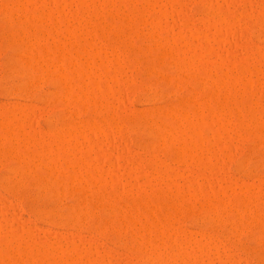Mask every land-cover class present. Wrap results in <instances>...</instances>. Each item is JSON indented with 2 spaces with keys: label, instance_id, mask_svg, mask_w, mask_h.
Returning <instances> with one entry per match:
<instances>
[{
  "label": "rangeland",
  "instance_id": "obj_1",
  "mask_svg": "<svg viewBox=\"0 0 264 264\" xmlns=\"http://www.w3.org/2000/svg\"><path fill=\"white\" fill-rule=\"evenodd\" d=\"M45 1H47L46 5H45V3H46ZM80 1H82V0H79V2H78V0H70V1L69 0H50V1L49 0H44V1H42V0H18V1L15 0V2L17 3L16 4L14 2V0H3V2H2V0H0V6H1L0 7V16H3V17H0V32H1L0 33V43H1V40H3L2 41L3 45H1L2 43L0 44V46H1L0 47V117H1V119H0V122H1L0 123V135H1L0 136V140H3V141H0V149H1L0 150V154L2 152V149H3V152H5V149L6 150L8 149V151L11 152L9 157L6 155L8 151L6 152V154L2 152V155H0L1 156L0 157L1 158L0 159V164H1L0 165V224H1L0 225V242L2 241V244L0 243L1 244L0 251H1V249H3V247L7 246L5 243L10 240L9 236L12 235V234H9V233H11L12 231L14 232L17 229H18V237L19 236L20 237L23 236V238L25 237L24 239L23 238L19 239L20 237L18 238L17 236H15L16 234L15 235L13 234V236L16 237L15 239H17V240L19 239L20 240V241L18 240L19 243H21L20 245L23 244L22 241H24V243H25L26 240H27V242H29L26 245V247L28 245H31V247L28 246L29 248L28 247L25 248V247H23L25 244H23V246H20V248H19L18 241H17L18 244L16 245V242L14 243V240H13V242L11 240V241L8 242V244H9L8 246L11 245L10 243H12L13 245L10 246L11 248L9 247L10 249H8L9 251L7 250V254L6 255H5V253H6L5 250L6 249L5 250L3 249L5 253L4 252L1 253L0 257L3 254V256H4L3 259L7 260L6 257L9 254V257H11V258L13 257L14 258V259L12 258L13 263L17 262L16 264H29L30 262L32 264V263H34L35 260H36V264H38V263L39 264H49L53 260L54 261L56 259L59 260V258H62L63 260L66 258V260L69 261L70 260L69 258L73 257V255H75L74 258L76 259V258H78L77 255L79 256V255H81L83 253H86V257L87 258L84 257L85 254L81 255V257L83 256L86 259L85 260L82 257L84 259V260H82V262L86 261V264H89L90 260H93L92 264H142V263L146 264L147 263L146 259L148 260L149 258L150 259H149V262L147 264H156L155 263L156 260L157 261H158V259L160 260L161 257H162L161 259H165L167 257L166 259H169V261L172 259L171 257H173L174 259H172L171 262H173L174 264H189V263L190 264H204V263H206V264H238V263L239 264H264V239H261L258 236V235H260L259 234L260 230L256 231V229H258L259 217L256 216V212H255V210H256L257 212H260V213L264 214V212H261V210L264 211V206H262L264 204V146H263L264 145V137H262L263 139L260 137L256 141L255 138H257V137L255 135H254V137L252 136L253 135L252 130L249 131L250 130L249 129L247 131V128L239 126V125L242 124V120L244 119V117H242V115H243L242 113H244L243 116H245V118H246L245 112H243L245 110L242 109L241 105H235V106L232 105L233 108L234 107L236 108V109L234 108L235 111H233V112H236V113H233V116H232V113H231L232 112V109H231L232 107L228 111L227 109H229V108L225 107L226 108L225 109L223 106H218L217 107V104H216V106H215L216 108L215 109H216V112L219 113L218 116H221L222 114L224 115L226 113L225 111H227V113L225 114L227 117H225V115H224V119L228 118L229 117L228 113L231 111L230 113H231V117H232V119L228 118L232 122L227 127V129L225 131L219 133V135L215 134L216 137H218V139L216 137H214L215 135H212L213 133H211V131H210L212 129H211V127L208 124V125H205V126H209L210 128L209 127L206 128L205 126H204L205 127L204 128L202 126L205 129L204 130L201 127L203 129L202 131H204L203 132L204 134L202 133L203 137L200 136L197 139V141H196L195 137L198 134L201 133L200 130L197 131V127L199 129L200 125L198 124L199 125L198 126L196 124L197 126L194 125L196 127H193L192 126L193 124L191 126L188 124V126L186 127V124H185L186 121H184L183 117L181 118L182 119L181 120L179 116L177 118L178 120L177 119L175 121L172 120V122L169 120V122H170L169 123L170 124L169 127L171 128V131H170V129H168L169 128L168 125H167L168 128L164 127V129H163L164 133L167 132L166 134L169 135V137H168L169 141H168V138H167L168 135H166L167 139L164 138V141L166 140L170 144L169 143L167 144V142L166 141L164 142L163 140H161L163 142H160V144L157 143L158 139H156L155 136H153V133L149 132V131L146 132V130H144L145 131L144 132L143 128H140V127L138 128V127L133 126L136 131H134V129H132L133 131L131 130V127H132L131 123H133V119L140 118V116L142 114H144V115H142L141 119H144V120L146 119L147 120L149 118L148 120H151L152 117H153V120H157L158 119V113H161V111H162L163 114H165V111L167 110L166 111L167 115H165V116H168L169 115L168 113L170 112L169 111L170 109H168V108H171L173 104L177 103V105L180 106V105H182V103H184L185 101H188V100L191 101L190 103H193L195 101V98L197 99V101H199V99H201L199 102L203 103L202 98L204 99V98L208 97L207 95L202 94L203 92L206 93V94L208 93V95L210 97L211 96L213 97V95H214L215 98L213 100L216 99L217 102L218 101H222V102L225 101L223 97L226 96L225 99L226 100L228 99L226 101V103H228L229 101H230V103H233L234 100L237 102V99H238V101L242 102V100L244 99L243 101H245L247 103L250 102V104H251V102H253V103L257 102L259 104H264V91H263L264 90V26H263L264 25V21H263L264 20L263 19L264 18L263 17L264 16V13H263L264 12V0H248V1H245V0H228V2H227V0H207V1H209V2H207V4L211 2V6H212V4L214 5V7L215 6H217V7L220 6V7L217 8L218 11H216V9H213L214 11H216L218 13L214 12L211 9V8H214V7L213 6L211 7L209 4H208L209 5L208 7H209L210 10L208 9V7H207V10H206V7H204L205 6L204 2L203 3L201 2V1H204V0H183V1H181V0H158L157 1L156 0V2H155L156 5L152 3V0H148V1H150L153 5L150 2L146 1L147 3H149V5H148L147 3H145V1L143 2V0H137L138 2L140 1L139 3H137L136 0H133V1L132 0H92V1L91 0H85V1L83 0V2H85V4L80 2ZM244 1L246 3H244ZM181 2H182V4H181ZM86 3L87 4L89 3V4L86 5ZM205 3H206V0H205ZM12 4L16 5L17 7L13 6ZM76 4L78 6H76ZM132 5H135L137 8L140 7L139 9H142L141 6L145 5V6H148L147 8L150 9V10L148 11V10H143L142 9L143 12H142L141 15H140V12L142 10L139 12V15H138V12H134L133 14L137 13L136 16H134L136 18H134L132 14H131L132 15L131 18H130V16H131L130 14H126L125 19L128 18V17L129 18L126 19V20L124 19L125 21L124 20L123 21L124 22L129 21L128 22L129 24L125 23L127 26H124L125 24L120 19V17L122 18L125 15V13H127L128 8L132 9ZM24 6H25L26 9L24 8ZM61 6L63 7L64 11H63ZM176 6H177V8H176ZM18 7H20V8H18ZM58 7L60 9H62V11L61 10L58 11V9H59ZM80 7H84V8L81 9ZM68 8H69V10L71 12L68 10ZM122 9H124V12H123ZM133 9H136V8L133 6ZM156 9H158V10L155 11ZM2 10H4V12ZM7 10H10V12H12L14 10V12L12 14H9V18H8V12L9 11H7ZM34 10H35V12H34ZM164 10H166V12ZM180 10H182L183 13H181L182 11H180ZM186 10H187V12H185ZM250 10L252 11V13H251ZM32 11H33V13H32ZM37 11H39V13ZM128 11H131V10H128ZM209 11H210V13L208 14ZM248 11L250 12V14H248L249 13ZM57 12H59V13H57ZM95 12H97V14ZM98 12H100V13H98ZM244 12H246V13L244 14ZM5 13H7V14H5ZM30 13L33 14V15H30ZM41 13L45 14L46 18L41 19L40 18ZM63 13H65V15ZM92 13H94L93 14L94 16L92 15ZM117 13L119 14V16H118L119 19L116 18L117 17L116 15H118ZM213 13L216 14V15H214ZM26 14H28L27 17H30V19H31L30 23L31 24L29 22H28L29 23L28 24L27 21L25 20L26 19ZM49 14H51V16H54V17H49L50 16ZM61 14H62V16L64 15L65 17L62 18ZM87 14L91 15V16H88ZM112 14L114 16H112ZM158 14L159 15L161 14V15L159 16ZM217 14L218 15H222V16H218ZM97 15H98L99 19L97 18ZM81 16H82V18H81ZM141 16L143 17V21L141 19ZM251 16H253V17H251ZM90 17L92 19V22L89 21V20H91V19H89ZM151 17H154V18H151ZM185 17H187V18H185ZM220 17H222V18L226 17L227 20H229L230 22L233 23L234 26L232 25V27H230L231 28L230 32L228 31L229 29L227 30V32H225L226 29H223V28H221L222 26H220L219 28L221 30H224V33L222 31V34H221V30L219 28L216 27V29H215V26L210 24L209 21H213L215 19H219ZM23 18H25V19H23ZM33 18L36 19V20H34ZM52 18H53V21H52ZM85 18H86V21L84 20ZM139 18L141 19L140 21L142 23H140ZM20 19H23V21H21ZM55 19L57 21H55ZM112 19L114 20L115 23L118 22V21L117 22L115 21L117 19L120 21L118 24L121 23V27H119V25H117L119 28H121V30L119 29V32H117L118 29L116 27L115 28L112 27L114 25V22L112 23V21H113ZM132 19L133 20L134 19L137 20L138 23L137 24H136V22L134 23L135 20L133 21ZM18 20H19V22H18ZM24 20L26 21V23L24 24L26 26L24 27V25L22 24L24 28L22 27V25L20 27H22L23 29L26 30V32H27L26 34H25V30L23 31V29H22V31L20 30L21 32L17 31V29L19 28V25H16V23H18V24L20 22L23 23ZM79 20L82 23L79 24L78 23ZM104 20H106V21H104ZM6 21H8L9 24L11 23V21H12V23L14 21L13 25L17 26V29L14 30L16 32L13 31V36L14 37L12 36V33H11V35H9L10 33L8 31V28L10 29V25L7 26L8 23ZM94 21H97V22H94ZM101 21H102V23H100V25H104L105 22L107 24L105 23L104 27L103 26H99L98 22H101ZM153 21H155V22H153ZM34 22H36V23L34 24ZM85 23H86V25H84ZM110 23H112L113 25L110 26L111 25ZM130 23H133V24H131L132 26L130 25ZM156 23H157V25H159V24L160 25L157 26ZM27 24L30 25L32 28L30 27L28 29L29 26H27ZM78 24H79V26L82 24L84 27H82V25H81L79 27V29H78L77 28ZM134 24H136V25H134ZM56 25H58L60 27H58V26L56 27ZM72 25H76V26H72ZM107 25L109 27H106ZM114 26H116V25H114ZM135 26H137L139 28H137ZM70 27L74 28V29L71 30ZM75 27H76V31H75ZM81 27L84 30H82ZM99 27H100V29H99ZM128 27H130V28H128ZM131 27H133V30L134 29L136 30V33H135V31H133L135 34L132 32V30H131L132 28ZM1 28H3V30ZM54 28H57V30L54 29ZM58 28H63V29H58ZM107 28L111 29V31L115 29L114 32H116L117 34L115 33V35H114V32L113 31L110 32L109 29H107ZM126 28H128V29H126ZM19 29H21V28H19ZM105 29H107V30H105ZM122 29L123 30L125 29L124 31L128 35L129 38L127 37V35H126V37L123 36L125 33L123 32ZM188 29H190V30H188ZM38 30H40L42 32H40V31L37 32ZM46 30H48V31H46ZM59 30H60L61 33L59 32ZM67 30H68V32H67ZM94 30H97V32L99 31L98 32L99 34L96 31H94ZM177 30H179V31H177ZM35 31H36V33H35ZM54 31L56 32V34L54 33ZM74 31L77 32V34ZM86 31L87 32L89 31V32L86 34ZM193 31H195V32H193ZM10 32H12V31H10ZM129 32H130V34H129ZM174 32H175V35H174ZM252 32L255 33V34H253ZM18 33H20V34H18ZM21 33H23V35L25 37H22L23 35ZM34 33L37 34L36 35L37 37L35 36ZM74 33H75V35H74ZM90 33H92V34H90ZM100 33L102 35L106 36V37L104 36L105 39L103 38L102 35H100ZM103 33H105V34H103ZM131 33H133L132 36L135 35L133 37V39H131L132 38ZM194 33H195V35H194ZM197 33L200 34V35H198ZM225 33H227V35ZM38 34H39V37H38ZM46 34L48 36H50V37L46 36ZM65 34L66 35L68 34V36H67L68 38L66 37ZM70 34L74 35L76 37H74V36L71 37ZM110 34H112V35H110ZM152 34H154V35H152ZM5 35L8 36L7 37L8 39L9 38H12V39L8 40L5 37ZM32 35H33V37H36V38L31 37ZM57 35H58V37H57ZM63 35H65L66 38L63 37ZM81 35H83V36H81ZM94 35H95V38H94ZM97 35H99V37H100L99 39L100 40L97 39L98 38ZM193 35L195 37H193ZM9 36H11V37H9ZM18 36H20V38L22 37V38L26 39V44H27V41L29 42L27 45L29 46L30 49L28 50V46H27V49H26V50H28L27 51L28 53H30L29 51L33 48V49L36 50V52H34V50H32L31 53H36V55L38 54V58L40 57L41 59H42V57H44V59H42V62L39 59L38 60L39 62L37 61L38 63H35V64H38V67H39V63L40 64L44 63V64L40 66L41 69L43 68V73H42L41 79L36 81L35 84H33V85H29L28 86L27 82L30 81V78H29V81H28V76H27V74H25L24 71L23 72L19 71L17 68L15 70V68H14L15 65H16V61H15V58H14L15 57L14 56V53H15L14 50L15 49H14L13 44L11 46L9 44H11L13 41H15V40H13V38H15V37L17 38ZM28 36L31 37V40H30V37H28ZM59 36H60V38H59ZM115 36H117L118 38H116ZM119 37H120V39L121 38H123V39L120 40ZM169 37H171V38H169ZM205 37H206V39H205ZM211 37L213 38L214 41L212 40ZM28 38H29V40H27ZM92 38H93V40H92ZM114 38H116L115 39L116 41H122V43L126 39L127 40L125 42H127L128 40H129V42H133L134 44H131V43L130 44L126 43V44H128V46L132 45L137 50L136 53L139 52L140 55L137 54L138 55L137 56L136 54L130 52V51H132V49H131V48H133L132 46H129V48L131 47L130 50L128 48V51L131 53V54H129L128 51H127V48H124L125 46L128 47L127 45H124L125 42L123 44L121 42H119V43L122 44V46H121V44H118V47H117V45H115V44L118 43V42L115 43V40H113ZM42 39H44V40H42ZM65 39H66V41H68V39L70 40L71 43H69V41L67 43L71 44L72 48L69 46L71 48V50H73V49L75 50V48H76L77 51H75V52H77V53L81 52L80 54L77 55L78 57L76 56V54H77L76 53L74 58H76V59L78 58V59L77 60L76 59L75 60L72 59L71 61H73V62H71V64L69 66H67V67L64 66L65 68H67L68 70L71 71L73 68H75V67H77L79 65L81 66L82 63H85V61L87 59L88 60L90 59L91 61H93V66H94L95 70L97 69L95 71L96 74L101 73V72H102L101 74H103V75L100 74L101 77H99L100 76L99 74L96 77L94 76L96 79L94 77H92V76H90V78H89V76L86 78V80H85L86 81V85L84 83V85H83L84 87L83 88H86V86L89 87V88H87L88 91H86V93H87V95H86L87 101L84 99L85 95H84L83 100L81 99L83 97L81 95H80L81 97L79 96L80 99H74V100L71 99V98L66 97L68 95L67 92H69V91H66V90L70 89V87L68 88V86L66 85L68 82L64 85L65 87L67 86V89H65L67 95L65 96V94H64V92H65L64 88L65 87H63L62 84H59L58 82L55 81V77L54 76L57 75V73H55V72H58L60 74V72L67 71V69H65V68H63V71H62V68H61V66H62L61 63L62 62L60 63V61H59V58H60L59 57L60 56L59 52L60 51L59 52L57 51L59 49L57 47H59L61 44H64L65 43ZM84 39H85V41H84ZM87 39H88V41L92 40L94 43L96 41L97 44L100 42L99 44L101 46H99V44L97 46V44L95 43L96 46L98 47V48L96 47V50H95L96 53H98L97 55H96V53H92V52L88 53V55H87V53L85 52V50H86V48H85L86 44L85 43L88 44V42L86 41ZM111 39H112V41L114 43L111 41ZM117 39H119V40H117ZM172 39H175L176 42H174V40H172ZM10 40H12V41L10 42ZM168 40H169V42H168ZM79 41H80V46L78 45ZM185 41H186V43H185ZM74 42H75V44L76 43H78V44H76L74 46L73 45ZM155 42H157V43H155ZM36 43H37L38 46L36 45ZM43 43H46V45L48 44V45L51 46V47H49L47 45L48 48L44 49L45 51H47L45 53V55H44V52H43V54H41V52L43 51V48H45V46H46ZM51 43L54 45V47H52L53 45ZM111 44H114L115 47L113 45H111ZM144 44H145V47H143ZM175 44H177V45H175ZM134 45L137 46V47H135ZM141 45H142L141 49L143 48L142 49L143 51L139 47ZM150 45H152V46H150ZM32 46H34L35 48L32 47ZM162 46H163V48H162ZM11 47H13V50H12ZM40 47H41V50H39ZM81 47H82V49H80ZM146 47L148 49L149 48L150 49H149V52H148V49H147L146 50L147 53L145 54L144 49H146ZM152 47H153V49L157 50V52H155V50H153ZM158 47H160V48H158ZM134 48H133V50H134ZM188 48H190V49H188ZM194 48L197 49L196 54L198 53L199 56L194 54V50H193ZM255 48H257V49H255ZM78 49H80L79 52H78ZM139 49H140V51H138ZM159 49H161V50H159ZM170 49H171V53H170ZM81 50H83V51H81ZM98 50L99 51L101 50L102 52L99 53V52H97ZM103 50L104 51L106 50V51L104 52ZM162 50H164L163 52H166L168 56L166 55V57H164V54H163L162 58L160 57L161 60H158V63L156 65V67H153V69H152V67H149L151 65L150 62H154L153 59L157 60L155 58V56L159 55L158 51H162ZM180 50H181V52H182V50L183 51L185 50V52H183V53L184 54L186 53V55L189 53L191 57H193L194 55L197 56V58L195 57V59L197 61H194V63H192L191 62L192 60H190L189 62L191 63V65H189L188 67L187 66L183 67V66L179 65V61H178V64H177L176 58L178 60L179 57L181 58L182 56H186V55H183V53H181ZM186 50L188 51V53L186 52ZM25 52L26 51L22 52V53H24V55L23 54L22 55H23V61L25 60L24 62L27 65V63L29 62V61H27V60H29V57L26 55L28 53L25 54ZM133 52H135V51H133ZM252 52H254V53H252ZM47 53L49 54V56H48ZM90 54H92V55H90ZM105 54H106V57L104 56ZM200 54H201V56H200ZM83 55L85 57H83ZM98 55L99 56L101 55V56L99 57ZM126 55H128V56H126ZM188 55H187L186 58H188V60H189L190 56H188ZM202 55H203V57H202ZM79 56L80 57L82 56V57L80 58ZM87 56H88V58H87ZM118 56L122 57L124 60L122 58H120L121 60H123V62L122 61H118L117 59H116L117 61L115 60V62H117L118 65H120L122 67L121 69H123V70L120 71V73L117 76H115V74H113V72H111L112 70H114V68L111 67L112 66L111 60L114 61V59L118 58ZM123 56L126 57V59ZM112 57H115V58L112 59ZM198 57H200V58H198ZM84 58H85V60H84ZM105 58H107L109 60L106 61ZM110 58H111V60H110ZM151 58H153V59H151ZM79 59H81L80 61H82V62H80V64H78L79 63ZM95 59L97 60V62H96ZM101 59H102V61H101ZM135 59H138L139 61H136ZM198 59H199L200 62L198 61ZM200 59H202V60H200ZM258 59H260V61ZM83 60H84V62H83ZM159 61H160V63H159ZM98 62H100L99 64L103 63L102 66L99 65ZM108 62H109V64H108L109 67L106 65ZM119 62H120V64H119ZM125 62H127V63H125ZM50 63H52V65H50ZM149 63H150V65H149ZM215 63H216V65H219V66L223 65L225 67V70L223 69L224 67H222V69H223L222 71L223 72L226 71V66H227L228 74L229 73L231 74V72H232V74L235 73L236 75H238V74H240V72L242 70H245V72L242 71L243 74L241 73V75L246 76L247 78L251 77L252 79H256L260 83L259 84L257 83L258 86H255L253 82H255L256 80L252 81V79H249L253 83V85H251V83H250V86H249L246 83V80H244L245 82H243V86H244V84L248 85V90H247V87H245V86L242 87L241 86L242 83H239L240 79H239V81H237V78H240L242 76H239V77L237 76V78L234 77V78H236V80L233 77H231L235 81L233 79L229 80L231 82L234 81V85H236V86H233V85L231 86V84L233 83L232 82L230 84L229 90L228 89L226 90L228 92H226L224 90L225 88H222L221 90L220 89L217 90L218 89L217 88L218 87V85H217L218 83L217 82L216 83L212 82V81H216V80H214L210 76L211 74H212V76L214 78H216V77L218 78V75L220 76L221 70L217 69V66L215 65ZM45 64H47V65H45ZM114 64H113V66H114ZM158 64H159V66H158ZM57 65H58V67H57ZM115 65L117 66V64H115ZM123 65H124V67H123ZM244 66H245V68H244ZM45 67L46 68L49 67L50 71L48 72V69H44ZM259 67H261V68H259ZM52 68H53V70H51ZM106 68L107 69L111 68V69H109V71L111 73L108 72V74H112V76L108 75L106 73L108 71V70H106ZM193 68H194V70H193ZM218 68H220V67H218ZM232 68L234 70H232ZM202 69H203V71H201ZM228 69H229L230 72L228 71ZM236 69H237V71H236ZM41 71H40V74H41ZM198 71H199V73H198ZM210 71H212V73ZM261 71H262V73H261ZM183 72L186 73V74H184ZM194 73H196V76H195ZM216 73L218 75H216ZM94 74L95 73H94V69H93V75ZM104 74H105V76H104ZM121 74H122V76H121ZM187 74H188V76H187ZM235 74H233V76H235ZM215 75H216V77H215ZM107 76H109V77L107 78ZM210 77H211L212 81H211ZM99 78H100V80H99ZM181 78H182V80H181ZM184 78H186V79L184 80ZM195 78H196V80H195ZM204 78H207V79H204ZM203 79H204V82L202 81ZM249 80H247V81H249ZM71 82L72 81H70V84H71ZM212 83H215V84H213L214 88L211 86ZM96 84L98 86L99 85L100 86L98 87ZM238 84L239 85L241 84L240 87L238 86ZM68 85H69V83H68ZM193 85H195V86H193ZM214 85H216L217 87H215ZM23 86L27 90L25 89V91H24V87ZM103 86H105V87L107 86L106 88H109V90L108 89L106 90V88L103 87ZM114 86H115V89H114ZM21 87H23V88H21ZM97 87L98 88L101 87L100 89L103 91V93L105 92V94H103V98L101 96L102 95L101 94L102 91L100 92L101 95H99V91L97 92V90H99V89ZM110 87L114 90L113 93H112V89H110ZM208 87L209 88L211 87V89L214 90V91H212L211 89L207 90ZM234 87H235L236 90L234 89ZM237 87H238V89H237ZM91 88H93V89L95 88L96 91L95 90H91ZM243 88H245L246 90H243ZM232 89H233V91H232ZM239 89H241V91ZM62 90H63V93H61ZM250 90H252V91L250 92ZM106 91H109V95L110 96L108 95V92H106ZM209 91H210V93H212V95H210ZM215 91L216 92H218V91L220 92L221 91L222 94H221V92L220 93L218 92L220 95L216 94ZM96 92H97L98 95L97 94L92 95V94H94ZM189 92H191V93H189ZM214 92H215V94H214ZM233 92H235V93H233ZM223 93H225V94H223ZM226 93H227V95L229 93L230 97L228 96V98H227ZM63 94L66 97V99L63 96ZM89 94H91L93 97H91V95H89ZM112 94H114L113 97H112ZM104 95H106V96H104ZM217 95H219V97ZM241 95H242V97H241ZM97 96L98 97L101 96V97H99L98 100L96 99L97 102H98V105L100 107L92 106V105H96V104H92V101H90V99H89V98H94L95 99V98H97ZM199 96H201L202 98L199 97ZM231 96L234 99L233 101L231 99ZM62 97H64L65 100H63ZM105 97H106V99H105ZM210 97H208L207 100H209V99L211 100L212 98H210ZM217 97H218V99L219 98L220 99L218 100ZM67 98H68V100L69 99L70 100L68 101ZM112 98H114V99H112ZM119 98H121V99H119ZM188 98H190V99H188ZM192 98H194V99L191 100ZM180 99H181V101H180ZM77 100H78L79 104L77 103ZM106 100L109 101V103H110L109 105H113V106H111V108L109 106H108L109 108H107V106L106 107L101 106V105H106V104H102V103H105ZM116 100H118V101H116ZM178 100L180 102H178ZM207 100L206 101L204 100V101L207 102ZM81 101H83V102H81ZM85 101L88 102V103H86ZM189 101H188V104H190ZM68 102H70V103H68ZM71 102H73V103H71ZM113 102L115 104H113ZM236 102H234V103H236ZM100 103H101V105H100ZM179 103H181V104H179ZM194 103H196V101ZM218 103H219L218 105L222 104L221 102H218ZM170 104H172V105L170 106ZM25 105L27 107H25ZM107 105H108V103H107ZM197 106H195V104H194V107H197L199 109L198 113L202 112L206 117L210 116L211 113H208L210 110H208V112H206L205 109L203 111V108L201 107L202 105L201 106L197 105ZM239 106L241 107V109L243 111L238 108ZM252 106H254L255 110L257 109L256 111H258V114L262 110H263V114H264V105L263 106L261 105V107H263V109L261 111H260L261 107H259L260 105H252ZM221 107H223V108H221ZM180 108H182V106ZM197 108H196V111L198 110ZM220 108H221V110H220ZM237 109L239 111H237ZM156 110H158V111L155 112ZM221 111L224 112V113H222ZM154 112H155V115H153ZM178 112H180V111H178ZM214 112H215V110H214ZM238 112H240L242 115L240 113H238ZM20 113H21V115L18 116V114H20ZM67 113H69V114H67ZM150 113L152 114V115H150L151 118L149 116ZM182 113L181 114L178 113V115H182ZM202 113L198 114V116L204 117V115ZM205 113H207V114H205ZM220 113H221V115H220ZM246 113L249 114L248 112H246ZM25 114L27 116H25ZM215 114H217V113H215ZM6 115H7V117H6ZM111 115H113V116H111ZM239 115H241V118H243V119H241V122H240L241 124H239V120H240L238 118ZM259 115L261 116V114H259ZM106 117H107V120H106ZM113 117H115V118H113ZM145 117H147V118H145ZM200 117H199V119H200ZM206 117H204L205 120H208V119L210 120V117L207 118V119H206ZM247 117H248V115H247ZM93 119H99V120L105 119V121H107V122H105V121L104 122L107 123V124L105 125V123H104V125L106 127V128H104V131L108 128L107 130H109L110 132L107 131V130L106 131H107V133L109 132V134L110 133L111 134H110L109 137L106 136V134H105L106 138L108 137V140L106 141L105 140L106 138L104 136V141L105 142L101 140L102 138L100 136H98L97 138L100 137L101 139L99 138V140H101L103 142L102 143V142H100L97 139V141L102 143L101 146L100 147L98 146L97 149L92 150L93 152H89V155H85V153H87L86 152V150H87L86 146H88L89 144L92 143V141H90V143L89 142L87 143V141H88L87 139H89V140H91L93 138L96 139V136H97L94 133L96 130L93 131V129H90L91 132L89 131V134H88L87 130H89V128L87 126L89 124L85 125L86 122L89 123V122L93 121ZM87 120H89V121H87ZM263 120H264V116L262 115L261 116V120H260V121H262L260 129L262 130L261 135L264 136V127L262 128V126H264V121ZM50 121L54 122L55 124L60 123V122L62 124L65 123V122L66 123H70V122H73V123L74 122H79L80 123L82 121L83 125L80 123L82 125V126H80L82 129L77 125V128H80L82 130V132H80V130H78L77 134L80 132L78 135L83 137L85 140L83 138L81 140V137H79V136H77L76 139L75 138H71V137H75L74 134L69 138L70 146H69L68 149H70L69 151L71 153H73V154H70L69 151L66 154V151H67V149H66V151L63 152L64 154L60 155L59 149L55 146V144H53V140L55 138L54 136H56V135H54L55 134L54 132H53L54 134H52V132L50 131V127H49L51 125L49 123ZM68 121H70V122H68ZM177 121L180 122V123H178L180 125L179 128H178V124H176ZM181 121L184 122V123H182ZM22 122H23V124H22ZM26 123H27V126H26ZM171 123L176 124V125L174 126ZM84 125L88 129H85ZM188 127L190 129L194 128L196 130H190V132H189V128ZM238 127H240V128H238ZM115 128H116V130L118 129L120 132H118V131L116 132ZM172 128H175L178 131L181 128L182 130H185V132H188L187 134H190V133L192 134V131H195V133H196V131H197V135L196 134L191 135L193 137L191 142L193 140H195V143L197 144V147H199L198 145H200V144L203 145L202 143H204V145H203L204 148L200 149V147H202V146L197 148V147H195L196 144H194V145H192V146H194V148L191 145L189 146V147L193 148V149H191V150H193V152L190 150V148L186 150L187 152L185 151L187 154H188V152H189V154H190V152H191V154L195 152L194 154H192L195 159L198 156L200 157L201 153H203L202 156H205L207 154L206 156L209 157V155H211L210 153H212V152H210V150H207V149H210L209 148L210 144H212L213 142L219 143V144L215 143V145L216 146L219 145V147H221L220 149H217V151L220 152L219 155L221 157L217 155V152L215 154L213 153V156L217 155V158L216 157L213 158V156L211 155L209 158L212 159V162L210 160V161H207L206 163H203L205 166H203V164H202V166H201V164L198 166L197 161L196 160L193 161L194 158L190 159V157H192V155L187 156V155H184V153L181 154V156L184 155V158H186V157H189V158H186L184 160L181 157L182 160L181 159L179 160V157L176 156V155H173L172 153H174V154L177 153L179 149H181L182 147L187 145L186 144V142H187L186 138L187 137L185 139H183V136L185 137V136H188V135H185V133H183V134L180 133L183 136H179L180 134L172 133ZM32 129H33V131H32ZM83 129H85L86 131H84ZM165 129L168 130L170 133L168 131H166ZM175 129H173V132H175L174 131ZM187 129H188V131H186ZM62 130L65 131V127H63ZM62 130H60V132ZM112 130L114 131L113 133H112ZM233 130H236V131H233ZM7 131L10 133L9 138L7 137L8 134H9V133H7ZM16 131L17 132L19 131V134H17ZM92 131H93V133H92ZM85 132H86V137H84L85 136L84 135ZM143 132H144V134H143ZM209 132H210V134H209ZM247 132L249 133V135H248ZM3 133H5V136L7 135L6 138H4L5 136H4ZM11 133H13V134L11 135ZM15 133H16V135H15ZM97 134H99V133H97ZM109 134H107V135H109ZM172 134L174 135V137L172 136ZM68 135L69 134H67V132H66V137ZM205 135H206L207 139H206ZM223 135L226 138H224ZM2 136H3V139H2ZM11 136H15L16 139H18L20 137L18 139V143H17L15 137L13 138ZM208 136H210V137L212 136V137L210 138ZM42 137H43L44 140H42ZM170 137H173V138L170 139ZM175 137L178 138V139L184 140L185 142L184 141L183 142L186 145H184L181 140H180L181 142L179 143V140H176ZM237 137H239V138H237ZM250 137H252V138H250ZM4 139H5V141H4ZM9 139L12 142L9 141ZM109 139H110V141H109ZM190 139L191 138H190V135H189L188 141H190ZM202 139L203 140L205 139V140L203 141ZM21 140H24V141L26 140L27 141V145H25V142L21 141ZM45 140L49 141L48 142L49 144ZM210 140L213 141V142H210L208 145H206L207 146V148H206L205 143L210 141ZM95 141L96 140H94L93 142H95ZM154 141L156 142L155 146H153L154 145ZM10 142L13 143V145H16V143H17L18 146L17 145L16 146H13V145L11 146V145H9V144H11ZM22 142H23L24 145L22 144ZM84 142H85V144H84ZM173 142L175 144H173ZM162 143H163V145H162ZM164 143H166L168 146L169 145H171V146L173 145V146H172V148H170V147H165L164 148V145H165ZM73 144L77 145L79 148H77V146H75V145L73 147H76V148L71 147V145H73ZM156 144H158V145L156 146ZM178 144H179V149L178 148L175 149V147H178L177 146ZM22 145H23V147H22ZM35 145H36V147H35ZM48 145H50V147ZM255 145H257V147ZM7 146H8V148H7ZM41 146L42 147L44 146V147L42 148ZM54 146L58 150L57 152H59V155L57 154V152H55ZM81 146H83L84 149L81 148ZM251 146H252V148H251ZM14 147L17 150V153H20V154H23V155H26V153L29 154L33 149H35V151L39 154L38 155L36 152L33 151L31 153V155L29 154L27 156L29 158H31V157H35L36 154L38 155L37 160H36V157H37L36 156L34 158L35 160L33 159V161L35 163L37 162L38 166L41 167L42 174H43V179L46 180V181L48 179V181H47L48 184L47 185L46 184L43 185V186H45L43 188L44 190H42V187L40 188L39 186L31 183L30 180H29L30 182L28 181L27 185L23 186V184H26V183H23V184L21 183L20 184V181L18 179H16L18 175L15 176V179H13L14 178L13 176H11L12 178L8 177V175H9V170L8 169L10 168V166L12 167V166L17 164V163L14 164V162H15V161L13 162L14 159L11 160L12 158H14V156L12 157L11 154H14V153L17 154L16 150H14ZM18 147H20V148H18ZM25 148H27V149H25ZM41 148H42V150H41ZM80 148L82 150H84L85 152L81 151ZM195 148L198 149L197 152H196ZM222 148H224V149H222ZM52 149L54 150V153H53ZM71 149H73V150H71ZM78 149L80 150V152H82L81 154H80ZM182 149H181V151H182ZM184 149H185V147H184ZM199 149H200V152H199ZM46 150L49 151V152L47 153ZM174 150H177V152H174ZM202 150H204V152ZM13 151H15V152L13 153ZM28 151H29V153H28ZM43 151H45V152H43ZM205 152H207V153H205ZM55 153L58 156H56ZM199 153H200V155H199ZM178 154H180V153H178ZM3 155H4V157H3ZM66 155H68V156H66ZM52 156H53V159L56 158V157L59 158L58 161H61V162H59V164H58V161H57L56 165H59L58 167L56 165H53L54 168L49 167L50 168V169L48 168L49 171H50L49 172L48 169L43 168V167H45V166L50 164V162H48V161H51ZM5 157H8V158H5ZM10 157H12V158L10 159ZM42 157L44 159L48 160V161L45 162V160ZM49 157H51V158H49ZM155 157H156V161L158 160L157 163L159 162V164H157V166L159 167V170L162 169L163 171L156 170V172H155L154 170L158 169V167L157 166L156 167L153 166V168L151 167L153 165L151 160H153ZM74 158H75L76 161L74 160ZM77 158L82 160L84 163L81 161V163H82L81 164L80 160L77 159ZM41 159H43V160H41ZM39 160H40L41 164L44 161L43 163H46L45 166H44V164L41 165ZM67 160L68 161L69 160H74V161L69 162V165H68ZM87 160H88V162H87V164H85ZM174 160H176V161H174ZM190 160H191V163H190ZM214 161H216V162H214ZM241 161H242V164H241ZM75 162H76V164H75ZM194 162H195V164H194ZM71 164H73V165H71ZM79 164H81L83 166H81V165L79 166ZM87 165H88V167H87ZM55 166H56V169H55ZM90 166H91L92 169L89 171ZM92 166H94V167H92ZM165 166L166 167L168 166L167 168L169 170H167V168ZM23 167H25V166L23 165ZM26 167H27V165H26ZM160 167H161V169H160ZM222 167H223V169H222ZM171 168H173V169H171ZM242 168H244V169L242 170ZM54 169H55V171L53 172L52 170H54ZM33 170L27 171V172L28 173L30 172L29 173L30 175H32V176L34 175L35 176V174H33L35 171H33ZM46 170H47V176L48 177L46 176ZM208 170H210V171H208ZM25 171H26V169H25ZM39 171H40V168H39ZM103 171L105 173H103ZM80 172H81V174H80ZM40 173H41V171H40ZM71 173H73V174H71ZM154 173H157V174H154ZM42 174H40V175L42 176ZM48 174H50V175H48ZM64 174L65 175L71 174V177H74L75 174H76V176L74 177L76 182L75 181H74L75 183L71 182V185H73V187H71V186H70L71 188L67 187V186L65 188L60 187L59 191L57 192V190L59 188V186L57 185L58 181L61 180V179H65V178H63V177H66ZM98 174L101 175V176H102V174H104L103 175V177L105 178L104 181H106V182H104L105 185H104L102 179L101 180L99 179V175ZM110 175H112V177H115V178H110L111 177ZM123 175H124V177H123ZM49 176L52 179L49 178ZM20 177H21V175H20ZM29 177L30 176H28V178ZM68 177L71 178L70 175L69 176L67 175V178ZM92 177H95L96 180L97 179H99V180L96 181V180H94L95 179L94 178L93 181H91ZM4 178H6V179L10 178L11 180L9 179L10 181H8V179H7V182H9V183H7V182H4V181H6ZM77 178H79V179H77ZM80 178H81V180H80ZM89 178H90V180H89ZM109 178H110V180H108ZM12 179L13 180H18L19 182L16 181L17 182L16 183ZM26 179H27V177H26ZM111 180L112 181L114 180L116 182V183L114 182V186L113 187H112L113 182ZM11 181H12V184L14 186L12 184H10ZM21 181H25V179L24 180L22 179ZM46 181H44V183H46ZM49 181H50V183H49ZM109 181H110V184H109ZM151 181H152V183H151ZM182 181H184V182H182ZM79 182H80V185L78 186L77 184H79ZM90 182H92L91 185H90ZM93 182L96 185H93ZM101 182L103 183V186H102ZM154 182H157V183H154ZM4 183H5V185H7V188L4 187L5 186ZM81 183H82V185L86 184V185H84L86 187V189H83L84 187L81 186ZM254 183H257L256 186H255ZM8 184H9V186H8ZM54 184H55V186H54ZM97 184H99V185H97ZM106 184L110 185V187L106 186ZM145 184H147V185H145ZM148 184L149 185L151 184V185L149 186ZM100 185H101V187H99ZM104 186H105V188H104ZM226 186L228 188H226ZM56 187H58V188H56ZM142 187H144L145 191L146 190L147 191L145 192L144 188H142ZM99 188H101V189H99ZM110 188L113 191L110 190ZM221 188H223V189H221ZM246 188L247 189L249 188L248 191L251 194H249L247 192ZM39 189H41V190H39ZM253 189H254V191H253ZM90 190L91 191L94 190L96 193L94 191L91 192ZM177 190H179L178 193H177ZM240 190H242L241 191L242 194L240 193ZM54 191H55V193H57V195H53ZM97 191L99 192V194H98ZM109 191H111V192H109ZM169 191H171V192L169 193ZM243 191H245L246 194ZM184 192H185V194H184ZM103 193L106 194L109 197H107ZM152 193H153V195H152ZM162 193L165 196V198H164V196H162L163 200H162V197H161ZM165 193H167V194H165ZM171 193H173L174 195H172ZM176 193L179 194V195H177ZM209 193H211V194L209 195ZM49 194H50V196H49ZM100 194H103L104 196L100 195ZM150 194L152 195V198H151ZM156 194H158V195L156 196ZM180 194H182L184 196L183 199L181 198L182 195H180ZM239 194H241V196ZM148 195H150V196H148ZM166 195H168V197H170V199ZM205 195H207V197H208L207 199H206ZM243 195H245L244 197H246V198H244ZM76 196L80 197V200H79V198H76ZM92 196H93V199L90 200L92 198ZM172 196L174 198H172ZM104 197L105 198L107 197L109 200H112V202L111 201L110 202L114 206H116V207H113V209L116 210V211L115 210L114 211L116 212V214L120 213V215H118V214L116 215L115 212H111V211H110V213H112V214L114 213L116 216H118L117 218H119V219L116 218L117 220L116 219L114 220V217H116L115 215L113 216V215H110V213H105L103 211V209H101V207H99V206H101V203H102L100 201H103L105 199ZM112 197L115 199L114 201H113ZM249 197H250V199H247ZM82 198H83V200L81 201ZM94 198H96V200H99V201H96ZM148 198L151 199V200L152 199L153 200L156 199V200L155 201H151V200H148ZM204 198H205V200H204ZM234 198H236V199H234ZM238 198L242 202L244 201V203L241 204V201H239ZM5 199H7V200H5ZM77 199H78L79 202L77 201ZM100 199H103V200H100ZM118 199H119L120 202L118 201ZM141 199H142V201H141ZM167 199L169 200V203H168ZM147 200L150 203H153V202L156 203V202H158L160 200V202H158V203H159V205H161V202H162L163 206H161L160 207L161 209H160L159 206H158V203H157V205L155 204L156 206H154V203L150 205V203ZM246 200H249V201H246ZM125 201H127L128 203H126ZM135 201L137 203L140 202V203H138L139 204V208L137 206L138 204L135 205V203H136ZM207 201H209V203H207ZM235 201H237V203ZM245 201L247 202V206H245L246 205ZM141 202H142V205L144 207L142 205H140ZM163 202H165V204H167V205L168 204L169 205L173 204V205H171L172 207H170V208H169V206L165 207V204ZM204 202H205V204H204ZM233 202H234V204H233ZM248 202H249V204H248ZM129 203H130V205H129ZM132 203H134V204H132ZM148 203H149L150 206H147ZM238 203H240L241 205H239ZM81 204L84 205V207L86 208V211L88 212V214L84 210L85 208L83 207V205L81 206ZM118 204H119V207H118ZM74 205L77 206L78 208L83 209L86 212V216L85 217L83 216V218L79 217V216H75L74 213H78V212H76V211L73 212V209L77 210L78 208H75ZM79 205L81 207H79ZM203 205H204V207L202 208L201 206H203ZM248 205H250V206H248ZM133 206H135V208L137 207L138 209L135 210V208ZM141 206H142V208H146V209H142ZM207 206L209 207V209L206 208ZM235 206H236L237 210L239 211V213L242 212V211L246 212V213H244V214H243V212L240 213V214L236 213V211H237L236 208H233ZM240 206H241V208H238ZM244 206L247 207V208L246 209L242 208ZM91 207L93 209L95 208L94 210H96V211L94 212V214H97L98 216H93V215L91 216L90 215V213H89L90 210H93ZM123 207H124V209L125 208L126 209L124 210ZM149 207H150V209H148ZM97 208H99V210ZM140 208L144 212H141ZM81 209H79V210L81 211ZM113 209H111V210H113ZM118 209H120V210H118ZM152 209H155V210L153 211ZM156 209L162 211L163 214L165 212L168 213L169 217L167 216V218H165L166 217L165 216L166 213H165L164 215L162 214V217H163L162 218L160 216L161 215L160 211H158L159 212V215H158V212H156L157 211ZM239 209H241V210H239ZM243 209H245V211ZM250 209H251L252 213H254V215L252 213H250L251 211L250 212L248 211ZM122 210H124L123 211L124 213L122 212ZM206 210L207 211L209 210L208 212L210 213V215H209L208 212H207V214L205 213ZM231 210L233 211V213H231L232 212ZM234 210H236V211H234ZM117 211H120V212H117ZM149 211L152 212L153 214L155 212V214H157L159 216V217L158 216L157 217L158 218H162L163 220L162 219L159 220L155 215L153 216L152 213L150 214ZM70 212L73 213L74 216L71 215ZM103 212H104V214H103ZM147 212H149V213L147 214ZM228 212L231 215L228 214ZM248 212H249L250 215L255 216L253 218V220H252L253 216H250L249 214H247ZM170 213H171L172 216H170ZM172 213L173 214L176 213V214H174L175 217H174V215ZM213 213H214V215H213ZM122 214L123 215L125 214V215L123 216ZM129 214H130V216H129ZM221 214H222V217H221ZM233 214H235V216ZM134 215L136 217L137 216L139 217V218L137 217L139 222L136 221V217ZM140 215H141V217H140ZM144 215L147 217V219H146V217ZM206 215H207V217L210 216L209 219L213 218L212 219V223H209L210 226L208 225V223H203L204 222L203 219H204V217ZM89 216H91V217H89ZM126 216H129L131 219L129 217L126 218ZM131 216H134L133 218L135 220ZM228 216H229L230 219L228 218ZM239 216H241V217L239 218ZM70 217H71V219H70ZM123 217H125L126 220H124ZM220 217H221V219H220ZM248 217H249V219H248ZM79 218H82V221L77 223ZM95 218H96V220H95ZM175 218H177L178 221L176 219V221L173 222L174 220H172V219H175ZM109 219L110 220L112 219V220L110 221ZM219 219H220V221L224 220L225 223H223V225H221L220 221H218ZM237 219H239V222H238ZM130 220L133 223V224L131 223L132 225L129 223ZM167 220H170L169 223H168ZM197 220H199V221H197ZM226 220L227 221L229 220L228 223H230V224L227 225V221ZM233 220H235V222H232ZM163 221H165V222H163ZM154 222L157 223V224H155ZM210 222H211V220H210ZM214 222H215V224H213ZM161 223H162V225H161ZM173 223H175V224H173ZM176 223H178V224H176ZM240 223H242V225ZM253 223L255 224V226H254ZM179 224L181 226V227L179 226L180 228L178 227ZM204 224H205V226H204ZM216 224H219L218 225L219 231L217 230V226H215ZM237 224H239L238 225L239 228L237 227ZM247 224H249V225H247ZM165 225H166V228H164ZM174 225L177 226V229L176 228L173 229ZM250 226H252V227H250ZM167 227H168V229H167ZM207 227H209V228H207ZM234 227L237 228V229H234ZM12 228H14V229L12 230ZM36 228H38V229H36ZM116 228H119V229H116ZM220 228H222V229H220ZM241 228H243L244 230L243 229L241 230ZM34 229H36V230H34ZM162 229H163V231L166 230L165 232H167V233L165 234L162 231ZM178 229H180L181 233L179 232ZM204 230H205V232H204ZM135 232H137V235H136ZM174 232L180 233V234H178L179 236L175 235ZM203 233H206V234H203ZM230 233H231V235H230ZM138 234H140V235H138ZM161 234H162V236H161ZM167 234H168V236H166ZM133 235H136L137 237L139 236L138 238H141L140 240L143 242V244H142V248L143 249L142 250L138 249V251H136V248L133 247V246H136V245H134V243H136V241H137L136 236H133ZM153 235H155L156 237L153 236ZM13 236L11 237L12 239H13ZM26 236L28 237V239H27ZM149 236L150 237L152 236L153 238H150ZM190 236L193 239L192 245H191V243L188 242V240L191 238ZM201 236H203V237H201ZM208 236H210V238H211V236H214L215 238L212 237L211 240H209L210 238ZM234 236H236V237H234ZM6 237H7V240L9 239L8 241L6 240ZM154 237H155V239L156 238L157 239L153 240ZM165 237H167V238L169 237V240L167 238H165ZM177 237H179V238L177 239ZM37 238H39V239H37ZM164 238H165V240H164ZM172 238H173V240H172ZM180 239H183V241L180 240ZM5 240H6V242H5ZM146 240L148 242H149V240L150 241L152 240L153 242L156 243V245L157 244L158 245L156 246L153 242H151L152 244L149 242L150 244L148 245V242ZM197 240H198V242H197ZM172 241H174V243ZM176 241H178L179 244H177L178 242L176 243ZM257 241L261 245H259ZM3 242H5L4 243L5 246L3 245ZM92 242H93V244H92ZM144 242H146L147 244L144 243ZM171 242H172V244H171ZM180 242H182L181 245H180ZM183 242H185V243H183ZM97 243H98V245H97ZM175 243H176V245L179 248L177 247V249H176ZM78 245H79V247H77ZM162 245H164V246L167 245V248L165 247L166 251H165V249L162 248ZM182 245L185 246V248L184 247L181 248ZM36 246H37V248H34ZM52 246H53V248H52ZM55 246L57 247V249H55L56 248ZM143 246L144 247L146 246L147 249L145 250V248ZM150 246H152V248ZM158 246L161 248V251H164L165 253L159 251L160 249H155V247L159 248ZM168 246H169V248H168ZM173 246H174V248H173ZM46 247L48 248L47 249L48 251L46 250ZM50 247L55 250L54 251L55 253L56 252L57 253L56 254L53 253V250L52 249L50 250ZM41 248H42V250H44V253H42V251L40 250ZM148 248H149L150 252H149ZM201 248H203V249H201ZM244 248H245V251H244ZM88 249H90L89 251H91V252H89ZM151 249H153V250H151ZM19 250H21V253L23 251L25 253L26 252L25 250H27L28 253L29 252L31 253L32 257L30 256V253H29V255H28V253L25 254L27 256H25V255H23V257L19 256V255H22L19 252ZM139 250H141V251H139ZM147 250H148V252H147ZM156 250H157V252H155ZM170 250H172V252ZM176 250H178V251L175 252ZM11 251H12V253H11ZM50 251H52V253H50ZM85 251H87L89 253H92V255L91 254L90 255L87 254V252H85ZM173 251H174V253H173ZM18 252L20 253L19 255H18ZM153 252H155V253H153ZM168 252H171V253L168 254ZM178 252L180 254H178ZM33 253H34V255H33ZM163 253H164V255H163ZM200 253H203L204 256L202 254H200ZM12 254H14V255H12ZM47 254H49V255H47ZM68 254H69V256H68ZM174 254H176L175 255L176 257L172 256ZM207 254H208V256H207ZM36 255H39L40 258H39V256H36ZM45 255H47V256H45ZM52 255H54V256H52ZM64 255H65V258H64ZM149 255H151V256L149 257ZM154 255H156V256H154ZM178 255L180 256L179 258H177ZM15 256H17L16 257V261H15ZM67 257H69V258H67ZM145 257H147V258L145 259ZM155 257H156V260H154ZM193 257H195V259ZM241 258H243V259H241ZM23 259H24V261H23ZM94 259H95V261H94ZM175 259H176V261H175ZM184 259L187 260L188 262L186 261L187 263L186 262L184 263ZM9 260H11V259H9ZM12 260L10 262H12ZM61 260H59V261H61ZM151 260H152V262H151ZM234 260H235V262H234ZM8 261H6L7 264H9ZM38 261H40V262H38ZM72 261H73V258H71V260L69 261L71 263H69V262H65V263L73 264ZM26 262H28V263H26ZM55 262L57 263V261H55ZM62 262H59V263H62ZM80 262H81V260H79V263ZM82 262L80 264H83V263L85 264V262H83V263ZM101 262H103V263H101ZM79 263H77V264H79Z\"/></svg>",
  "mask_w": 264,
  "mask_h": 264
},
{
  "label": "bare ground",
  "instance_id": "obj_2",
  "mask_svg": "<svg viewBox=\"0 0 264 264\" xmlns=\"http://www.w3.org/2000/svg\"><path fill=\"white\" fill-rule=\"evenodd\" d=\"M17 1H18V0H17ZM42 1H44V0H42ZM49 1H50V0H49ZM69 1H70V0H69ZM84 1H85V0H84ZM91 1H92V0H91ZM132 1H133V0H132ZM136 1H137V0H136ZM144 1H145V3H147L146 1H148V0H143V2H144ZM153 1H154V2H153ZM157 1H158V0H157ZM181 1H183V0H181ZM245 1H248V0H245ZM245 1H244V3H246ZM2 2H3V0H2ZM12 2H13V1H12ZM14 2H15V0H14ZM45 2H46V3H45V5H46V4H47V1H45ZM66 2H67V1H66ZM78 2H79V0H78ZM80 2H82V3L85 4V2H83V0L80 1ZM123 2H124V1H123ZM139 2H140V1H139ZM139 2L137 1V3H139ZM148 2H150V1H148ZM155 2H156V0H152V3L156 5ZM195 2H196V1H195ZM199 2H200V1H199ZM201 2H202V3L204 2L205 6H204V5H203V6L206 7V10H207V7H208L209 5L211 6V2L208 3V4H209V5H208L207 2H209V1H207V0H206V3H205V0H204V1H201ZM225 2H226V1H225ZM227 2H228V0H227ZM233 2H234V1H233ZM15 3H16V2H15ZM15 3H14V4H15ZM52 3H53V2H52ZM89 3H90V2H89ZM89 3H88V4H89ZM133 3H134V2H133ZM150 3H151V2H150ZM152 3H151V4H152ZM183 3H184V2H183ZM16 4H17V3H16ZM33 4H34V3H33ZM40 4H41V3H40ZM80 4H81V3H80ZM84 4H83V5H84ZM88 4L86 3V5H88ZM147 4L149 5V3H147ZM153 4H152V5H153ZM181 4H182V2H181ZM200 4H201V3H200ZM12 5H13V4H12ZM60 5H61V4H60ZM94 5H95V4H94ZM118 5H119V4H118ZM129 5H130V4H129ZM152 5H151V6H152ZM165 5H166V4H165ZM218 5H219V4H218ZM13 6H16V5H13ZM76 6H78V5L76 4ZM133 6H134L136 9H133ZM143 6H144V7H143ZM143 6H141V8H142L143 10H148V11L150 10V9L147 8L148 6H145V5H143ZM151 6H150V7H151ZM181 6H182V5H181ZM186 6H187V5H186ZM212 6L214 7L213 4H212ZM212 6H211V7H212ZM222 6H223V5H222ZM0 7H1V6H0ZM10 7H11V6H10ZM10 7H9V8H10ZM16 7H17V6H16ZM16 7H15V8H16ZM26 7H27V6H26ZM45 7H46V6H45ZM61 7H62V6H61ZM69 7H70V6H69ZM94 7H95V6H94ZM114 7H115V6H114ZM120 7H121V6H120ZM130 7H131V6H130ZM211 7H210V8H211ZM218 7H220V6H218ZM218 7L215 6L214 8H211V9H212V10H213V9H216V11H218V9H217ZM250 7H251V6H250ZM12 8H13V7H12ZM18 8H20V7H18ZM24 8H25V6H24ZM27 8H28V7H27ZM58 8H59V7H58ZM58 8H57V9H58ZM80 8L82 9V8H84V7H80ZM139 8H140V7H139ZM139 8H137L135 5H132V9H131V8H130V9L128 8V10H131V11H128V10H127V13H125V15H124L122 18L120 17V19L123 21V20L125 19V17H126V14H130V15L132 14L133 17H134V16H136V14H137V13L133 14L134 12H138V15H139V12L142 10V9H139ZM172 8H173V7H172ZM174 8H175V7H174ZM176 8H177V6H176ZM176 8H175V9H176ZM185 8H186V7H185ZM3 9H4V8H3ZM5 9H6V8H5ZM25 9H26V8H25ZM33 9H34V8H33ZM57 9H56V10H57ZM62 9H63V7H62ZM62 9L59 8L58 11H59V10L62 11ZM77 9H78V8H77ZM93 9H94V8H93ZM167 9H168V8H167ZM208 9H209V7H208ZM250 9H251V8H250ZM10 10H11V9H10ZM10 10H7V11H9V12H8V18H9V14H12V13L14 12V10H13L12 12H10ZM35 10H36V9H35ZM35 10H34V12H35ZM68 10H69V8H68ZM83 10H84V9H83ZM86 10H87V9H86ZM122 10H123V12H124V9H122ZM135 10H136V11H135ZM143 10L140 12V15L142 14ZM153 10H154V9H153ZM157 10H158V9H156L155 11H157ZM172 10H173V9H172ZM202 10H203V9H202ZM206 10H205V11H206ZM209 10H210V9H209ZM228 10H229V9H228ZM259 10H260V9H259ZM2 11L4 12V10H2ZM7 11H6V12H7ZM63 11H64V9H63ZM69 11H70V10H69ZM96 11H97V10H96ZM164 11L166 12V10H164ZM176 11H177V10H176ZM180 11H182V10H180ZM203 11H204V10H203ZM213 11H214V10H213ZM216 11H214V12H216ZM250 11H251V10H250ZM261 11H262V10H261ZM37 12L39 13V11H37ZM70 12H71V11H70ZM113 12H114V11H113ZM120 12H121V11H120ZM123 12H122V13H123ZM177 12H178V11H177ZM185 12H187V10H186ZM248 12H249V11H248ZM257 12H258V11H257ZM257 12H256V13H257ZM32 13H33V11H32ZM48 13H49V12H48ZM57 13H59V12H57ZM65 13H66V12H65ZM65 13H63V14L65 15ZM67 13H68V12H67ZM95 13L97 14V12H95ZM98 13H100V12H98ZM122 13H121V14H122ZM172 13H173V12H172ZM181 13H183V11H182ZM209 13H210V11L208 12V14H209ZM216 13H218V12H216ZM240 13H241V12H240ZM245 13H246V12H244V14H245ZM251 13H252V11H251ZM263 13H264V12H263ZM5 14H7V13H5ZM51 14H52V13H51ZM51 14H49V15H50L49 17H54V16H51ZM69 14H70V13H69ZM75 14H76V13H75ZM82 14H83V13H82ZM84 14H85V13H84ZM93 14H94V13H92V15H93ZM101 14H102V13H101ZM113 14H114V13H113ZM113 14H112V16L115 15V14H114V15H113ZM117 14H118V13H117ZM154 14H155V13H154ZM186 14H187V13H186ZM199 14H200V13H199ZM213 14H214V13H213ZM248 14H250V12H249ZM253 14H254V13H253ZM261 14H262V13H261ZM27 15H28V14H26V19H25V18H23V19H25V20L27 21V23H28V22L30 23V20H31V19H30V17H27ZM30 15H33V14L30 13ZM64 15L62 16V14H61L62 18L65 17ZM87 15H88V14H87ZM104 15H105V14H104ZM122 15H123V14H122ZM130 15H129V16H130ZM132 15L130 16V18L132 17ZM143 15H144V14H143ZM158 15H159V14H158ZM160 15H161V14H160ZM160 15H159V16H160ZM214 15H216V14H214ZM217 15H218V14H217ZM262 15H263V14H262ZM4 16H5V15H4ZM21 16H22V15H21ZM88 16H91V15H88ZM93 16H94V15H93ZM116 16H117V17H116ZM116 16H115V17L119 19V17H118L119 14L116 15ZM127 16H128V15H127ZM148 16H149V15H148ZM159 16H158V17H159ZM171 16H172V15H171ZM218 16H222V15H218ZM224 16H225V15H224ZM233 16H234V15H233ZM245 16H246V15H245ZM0 17H3V16H0ZM33 17H34V16H33ZM137 17H138V16H137ZM144 17H145V16H144ZM155 17H156V16H155ZM166 17H167V16H166ZM188 17H189V16H188ZM247 17H248V16H247ZM249 17H250V16H249ZM251 17H253V16H251ZM255 17H256V16H255ZM259 17H260V16H259ZM263 17H264V16H263ZM12 18H13V17H12ZM27 18H28V19H27ZM40 18H41V19L46 18V15L41 13ZM81 18H82V16H81ZM83 18H84V17H83ZM87 18H88V17H87ZM97 18H98V15H97ZM101 18H102V17H101ZM128 18H129V17H128ZM128 18H126V19H128ZM134 18H136V17H134ZM151 18H154V17H151ZM156 18H157V17H156ZM185 18H187V17H185ZM227 18H228V17H227ZM242 18H243V17H242ZM18 19H19V18H18ZM23 19H20V20L23 21ZM33 19H34V18H33ZM89 19H91V17H90ZM94 19H95V18H94ZM98 19H99V18H98ZM114 19H115V18H114ZM118 19L115 20L116 22L118 21L117 23H115L114 20L112 19V20H113L112 23L114 22V25H116V26H114L112 23H110L111 25L109 24L110 26L113 25L112 27H114V28L116 27V28L118 29V30L116 29L117 32H119V29L121 30V28H119V27H121V23L118 24V23L120 22ZM126 19H125V20H126ZM141 19H142V21H143V17H142V16H141ZM141 19L139 18V21H140ZM159 19H160V18H159ZM199 19H200V18H199ZM234 19H235V18H234ZM240 19H241V18H240ZM248 19H249V18H248ZM251 19H252V18H251ZM256 19H257V18H256ZM263 19H264V18H263ZM25 20H24L23 23H22V22H20L19 24L16 23V25H19V28H21V29H19V28L17 29V26L13 25L14 21H13V23H12V21H11L10 24H9L8 21H6V22L8 23L7 26L10 25V29L8 28V31H9V33H10L9 35H11V33H12V36H13V31L16 30V29H17V31H20V30L22 31V29L26 26V25H24V24L26 23ZM34 20H36V19H34ZM39 20H40V19H39ZM61 20H62V19H61ZM82 20H83V19H82ZM84 20L86 21V18H85ZM108 20H109V19H108ZM108 20H107V21H108ZM125 20H124V21H125ZM132 20H133V19H132ZM134 20H135V19H134ZM134 20H133V21H134ZM246 20H247V19H246ZM246 20H245V21H246ZM52 21H53V18H52ZM55 21H57V20L55 19ZM55 21H54V22H55ZM89 21L92 22V19L89 20ZM104 21H106V20H104ZM104 21H103V22H104ZM124 21H123L124 24L129 22V21L124 22ZM206 21H207V20H206ZM208 21H209V20H208ZM254 21H255V20H254ZM256 21H257V20H256ZM261 21H262V20H261ZM263 21H264V20H263ZM4 22H5V21H4ZM18 22H19V20H18ZM94 22H97V21H94ZM135 22H136V24L138 23L137 20H135L134 23H135ZM153 22H155V21H153ZM153 22H152V23H153ZM160 22H161V21H160ZM160 22H159V23H160ZM209 22H210L211 25L215 26V29H216V27L219 28L220 26H222L221 28L226 29L225 32H227L228 29H229L228 31L230 32V29H231L230 27H232V25H233V23L230 22L229 20H227L226 17H224V18L220 17L219 19H215V20H213V21H209ZM237 22H238V21H237ZM252 22H253V21H252ZM29 23H28V24H29ZM35 23H36V22H34V24H35ZM78 23L80 24V23H82V22L79 20ZM98 23H99V26H103V27H104V25H105L106 22L104 23V25H100V23H102V21H101V22H98ZM123 23H122V24H123ZM140 23H142V22L140 21ZM159 23H158V24H159ZM166 23H167V22H166ZM206 23H207V22H206ZM254 23H255V22H254ZM22 24L24 25V27H23ZM28 24H27V26H29V27H28V29H29L31 26L28 25ZM30 24H31V23H30ZM62 24H63V23H62ZM79 24H78V27H77L78 29H79V27L82 25V24H81V25L79 26ZM106 24H107V23H106ZM124 24H123V25H124ZM128 24H129V23H128ZM131 24H133V23H130V25H131ZM136 24H134V25H136ZM153 24H154V23H153ZM160 24H161V23H160ZM160 24H159V25H160ZM171 24H172V23H171ZM207 24H208V23H207ZM210 24H209V25H210ZM261 24H262V23H261ZM21 25H22L23 28L20 27ZM58 25H59V24H58ZM58 25H56V27H57ZM84 25H86V23H85ZM88 25H89V24H88ZM117 25H119V27H118ZM130 25H129V26H130ZM138 25H139V24H138ZM154 25H155V24H154ZM156 25H157V23H156ZM159 25H157V26H159ZM251 25H252V24H251ZM72 26H76V25H72ZM92 26H93V25H92ZM124 26H127V25L125 24ZM131 26H132V25H131ZM187 26H188V25H187ZM233 26H234V25H233ZM240 26H241V25H240ZM243 26H244V25H243ZM263 26H264V25H263ZM58 27H60V26H58ZM82 27H84V26L82 25ZM82 27H81V28H82ZM106 27H109V26L107 25ZM122 27H123V26H122ZM135 27H137V26H135ZM135 27H134V28H135ZM160 27H161V26H160ZM170 27H171V26H170ZM224 27H225V28H224ZM31 28H32V27H31ZM39 28H40V27H39ZM70 28H71V27H70ZM85 28H86V27H85ZM92 28H93V27H92ZM101 28H102V27H101ZM114 28H113V29H114ZM128 28H130V27H128ZM128 28H126V29H128ZM131 28H132V29H131L132 32L135 31V33H136V30H135V29L133 30V27H131ZM137 28H139V27H137ZM137 28H136V29H137ZM148 28H149V27H148ZM172 28H173V27H172ZM244 28H245V27H244ZM1 29L3 30V28H1ZM54 29L57 30V28H54ZM58 29H63V28H58ZM73 29H74V28H71V30H73ZM99 29H100V27H99ZM107 29H109V28H107ZM107 29H105V30H107ZM146 29H147V28H146ZM157 29H158V28H157ZM219 29H220V28H219ZM242 29H243V28H242ZM262 29H263V28H262ZM24 30H25V29H23V31H24ZM71 30H70V31H71ZM82 30H84V29L82 28ZM85 30H86V29H85ZM114 30H115V29H114ZM114 30H112V31L114 32ZM122 30H123V29H122ZM124 30H125V29H124ZM124 30H123V32L125 33ZM188 30H190V29H188ZM220 30H221V29H220ZM6 31H7V30H6ZM8 31H7V32H8ZM10 31H12V32H10ZM21 31H20V32H21ZM39 31H40V30H38L37 32H39ZM46 31H48V30H46ZM51 31H52V30H51ZM51 31H50V32H51ZM65 31H66V30H65ZM70 31H69V32H70ZM75 31H76V27H75ZM75 31H74V32H75ZM89 31H90V30H89ZM89 31H88V32H89ZM94 31L97 32V30H94ZM109 31L112 32L111 29H109ZM126 31H127V30H126ZM139 31H140V30H139ZM154 31H155V30H154ZM177 31H179V30H177ZM195 31H196V30H195ZM195 31H193V32H195ZM222 31H223V33H224V30H221V34H222ZM234 31H235V30H234ZM14 32H16V31H14ZM40 32H42V31H40ZM59 32H60V30H59ZM67 32H68V30H67ZM71 32H72V31H71ZM80 32H81V31H80ZM88 32L86 31V34H87ZM90 32H91V31H90ZM98 32H99V31H98ZM98 32H97V33H98ZM101 32H102V31H101ZM185 32H186V31H185ZM0 33H1V32H0ZM23 33H24V32H23ZM23 33H21V34L23 35ZM26 33H27V32H26V30H25V34H26ZM35 33H36V31H35ZM35 33H34V34H35ZM51 33H52V32H51ZM54 33L56 34L55 31H54ZM60 33H61V32H60ZM75 33L77 34V32H75ZM75 33H74V35H75ZM81 33H82V32H81ZM115 33H116V32H114V35H115ZM120 33H121V32H120ZM133 33H134V32H133ZM133 33H131V36H132ZM135 33H134V34H135ZM137 33H138V32H137ZM141 33H142V32H141ZM145 33H146V32H145ZM252 33H253V32H252ZM257 33H258V32H257ZM262 33H263V32H262ZM18 34H20V33H18ZM78 34H79V33H78ZM90 34H92V33H90ZM98 34H99V33H98ZM103 34H105V33H103ZM116 34H117V33H116ZM121 34H122V33H121ZM129 34H130V32H129ZM192 34H193V33H192ZM197 34H198V33H197ZM225 34L227 35V33H225ZM246 34H247V33H246ZM253 34H255V33H253ZM22 35H21V36H22ZM36 35H37V34H35V36H36ZM65 35H66V34H65ZM65 35H63V37H65ZM70 35H71V34H70ZM74 35H71V37H73ZM79 35H80V34H79ZM100 35H102V34L100 33ZM110 35H112V34H110ZM119 35H120V34H119ZM126 35H127V34L125 33L123 36L126 37ZM152 35H154V34H152ZM174 35H175V32H174ZM183 35H184V34H183ZM186 35H187V34H186ZM194 35H195V33H194ZM194 35H193V37H195ZM198 35H200V34H198ZM226 35H225V36H226ZM232 35H233V34H232ZM46 36H48V35L46 34ZM52 36H53V35H52ZM60 36H61V35H60ZM60 36H59V38H60ZM67 36H68V34L66 35V37H67ZM81 36H83V35H81ZM97 36H98L97 39H99V38H100L99 35H97ZM97 36H96V37H97ZM102 36H103V38L105 39L106 36H105V35H102ZM104 36H105V37H104ZM131 36H130V37H131ZM134 36H135V35H133L131 39H133ZM137 36H138V35H137ZM141 36H142V35H141ZM141 36H140V37H141ZM171 36H172V35H171ZM220 36H221V35H220ZM246 36H247V35H246ZM259 36H260V35H259ZM5 37L7 38L8 36L5 35ZM9 37H11V36H9ZM13 37H14V36H13ZM22 37H25V36L23 35ZM22 37L20 38V36H18L17 38H18V39L20 38L19 40H18L16 37H15L16 39L13 38V40H15V41H13V42H12L11 44H9V45L11 46V45L13 44L14 49H15V50H14V52H15V53H14V56H15L14 58H15V61H16V65H15L14 68H15V70H16V68H17L19 71H22V72L24 71L25 74H27V76H28V81H29V78H30V81L27 82V83H28V86H29V85H33V84H35L36 81H38V80L41 79V76H42V73H43V68L41 69L40 66L43 65L44 63H43V64H40V63H39V67H38V64H35V63H38V62H39V61H38L39 59H40L41 62H42V59H44V57H42V59H41L40 57L38 58V54L36 55V53H31L32 50H34V52H36V50L33 49V48L29 51L30 53H28L27 51H28L30 48H29V46H28L27 44H28L29 42L27 41V44H26V39H24V38H22ZM28 37H30V36H28ZM31 37H33V35H32ZM31 37H30V40H31ZM36 37H37V36H36ZM36 37H33V38H36ZM38 37H39V34H38ZM48 37H50V36H48ZM57 37H58V35H57ZM63 37H62V38H63ZM66 37H65V38H66ZM74 37H76V36H74ZM86 37H87V36H86ZM115 37L118 38L117 36H115ZM120 37H121V36H120ZM120 37H119V39H120ZM127 37H128V35H127ZM153 37H154V36H153ZM175 37H176V36H175ZM186 37H187V36H186ZM196 37H197V36H196ZM198 37H199V36H198ZM203 37H204V36H203ZM260 37H261V36H260ZM67 38H68V37H67ZM82 38H83V37H82ZM94 38H95V35H94ZM111 38H112V37H111ZM116 38H114L113 40H115ZM128 38H129V37H128ZM169 38H171V37H169ZM173 38H174V37H173ZM183 38H184V37H183ZM200 38H201V37H200ZM209 38H210V37H209ZM211 38H212V37H211ZM7 39H8V38H7ZM7 39H6V40H7ZM9 39H12V38H9ZM9 39H8V40H9ZM38 39H39V38H38ZM44 39H45V38H44ZM44 39H42V40H44ZM70 39H71V38H70ZM106 39H107V38H106ZM119 39H117V40H119ZM122 39H123V38H121L120 40H122ZM125 39H126V38H125ZM156 39H157V38H156ZM185 39H186V38H185ZM196 39H197V38H196ZM201 39H202V38H201ZM205 39H206V37H205ZM215 39H216V38H215ZM260 39H261V38H260ZM6 40H5V41H6ZM27 40H29V38H28ZM60 40H61V39H60ZM60 40H59V41H60ZM63 40H64V39H63ZM74 40H75V39H74ZM92 40H93V38H92ZM92 40H91V41H88V39L86 40V41L88 42V44L85 43V44H86V45H85V48H86L85 52L87 53V55H88V53H90V52H92V53H96V51H95V50H96V47H97L98 44L100 43V42H99V43L97 44L96 41L94 40L95 43L97 44V46H96V44H95ZM99 40H100V39H99ZM126 40H127V39H126ZM126 40H124V42H125ZM169 40H170V39H169ZM169 40H168V42H169ZM172 40H174V42H176L175 39H172ZM177 40H178V39H177ZM212 40H213V38H212ZM2 41H3V40H1V43H2ZM5 41H4V42H5ZM11 41H12V40H10V42H11ZM38 41H39V40H38ZM68 41H69V43H71L69 39H68ZM68 41H66V39H65V43H64V44H61L59 47H57V48H59L57 51H58V52L60 51V52H59V53H60L59 61H60V63L62 62V63H61V64H62V66H61L62 71H63V68L69 66V65L71 64V62H73V61H71L72 59H74V60L76 59V58H74V57H75V54L77 53V52H75V51H77V50H76V48H75V50H74V49L71 50L72 47H71V44H68V43H67ZM80 41H81V40H80ZM80 41H79V44L76 43V44H78L79 46H80ZM84 41H85V39H84ZM97 41H98V40H97ZM106 41H107V40H106ZM109 41H110V40H109ZM111 41H112V39H111ZM133 41H134V40H133ZM159 41H160V40H159ZM186 41H187V40H186ZM186 41H185V43H186ZM204 41H205V40H204ZM213 41H214V40H213ZM227 41H228V40H227ZM33 42H34V41H33ZM41 42H42V41H41ZM61 42H62V41H61ZM75 42H76V41H75ZM75 42L73 43L74 46L76 45ZM112 42H113V41H112ZM116 42H118V43H116ZM119 42L122 43V41H116V40H115V43H116L115 45H117V47H118V44H121V43H119ZM124 42H123V43H124ZM140 42H141V41H140ZM150 42H151V41H150ZM161 42H162V41H161ZM215 42H216V41H215ZM1 43H0V44H1ZM34 43H35V42H34ZM66 43H67L68 45H67ZM113 43H114V42H113ZM123 43H122V44H123ZM126 43L134 44L133 42H129V40H128L127 42L124 43V45H127V46H128V44H126ZM151 43H152V42H151ZM151 43H150V44H151ZM155 43H157V42H155ZM155 43H154V44H155ZM158 43H159V42H158ZM162 43H163V42H162ZM172 43H173V42H172ZM185 43H184V44H185ZM213 43H214V42H213ZM216 43H217V42H216ZM43 44L46 45V43H43ZM51 44H52V43H51ZM122 44H121V46H122ZM207 44H208V43H207ZM232 44H233V43H232ZM1 45H3V43H2ZM4 45H5V44H4ZM29 45H30V44H29ZM34 45H35V44H34ZM36 45H37V43H36ZM47 45H48V44H47ZM47 45L45 46V48H43V47L41 46V47L43 48V51L41 52V54H43V52H44V55H45V53H46L47 51H45L44 49H47V48H48ZM52 45H53V44H52ZM111 45L114 46V44H111ZM124 45H123V46H124ZM156 45H157V44H156ZM156 45H155V46H156ZM159 45H160V44H159ZM161 45H162V44H161ZM175 45H177V44H175ZM175 45H174V46H175ZM181 45H182V44H181ZM257 45H258V44H257ZM5 46H6V45H5ZM27 46H28V50H26V49H27ZM30 46H31V45H30ZM37 46H38V45H37ZM48 46L51 47L50 45H48ZM69 46H70L71 48H70ZM74 46H73V47H74ZM99 46H101V45L99 44ZM119 46H120V45H119ZM129 46H132V45H129ZM129 46H128V47L125 46L124 48H127V51H128ZM134 46H135V45H134ZM146 46H147V45H146ZM150 46H152V45H150ZM157 46H158V45H157ZM186 46H187V45H186ZM0 47H1V46H0ZM8 47H9V46H8ZM32 47H34V46H32ZM41 47L39 48V50H41ZM52 47H54V45H53ZM76 47H77V46H76ZM105 47H106V46H105ZM114 47H115V46H114ZM132 47H133V46H132ZM135 47H137V46H135ZM139 47H140V49H141L142 45L139 46ZM143 47H145V44H144ZM147 47H148V46H147ZM147 47H146V49H144L145 54L147 53V52H146V50L148 49ZM160 47H161V46H160ZM160 47H158V48H160ZM176 47H177V46H176ZM176 47H175V48H176ZM187 47H188V46H187ZM201 47H202V46H201ZM207 47H208V46H207ZM11 48H12V50H13V47H11ZM34 48H35V47H34ZM57 48H56V49H57ZM78 48H79V47H78ZM97 48H98V47H97ZM108 48H109V47H108ZM124 48H123V49H124ZM130 48H131V47H130ZM130 48H129V50H130ZM133 48H134V47H133ZM133 48H131L132 51H130V52H132V53H134V54H136V55L139 54V52L136 53L137 50H136L135 48H134V50H133ZM156 48H157V47H156ZM162 48H163V46H162ZM208 48H209V47H208ZM37 49H38V48H37ZM49 49H50V48H49ZM80 49H82V47H81ZM80 49H78V52H79ZM83 49H84V48H83ZM118 49H119V48H118ZM140 49H139L138 51H140ZM142 49H143V48H142ZM142 49H141V50H142ZM149 49H150V48H149ZM149 49H148V52H149ZM152 49H153V47H152ZM181 49H182V48H181ZM188 49H190V48H188ZM255 49H257V48H255ZM51 50H52V49H51ZM51 50H50V51H51ZM70 50H71V51H70ZM121 50H122V49H121ZM153 50H155V49H153ZM159 50H161V49H159ZM172 50H173V49H172ZM193 50H194V54H195V55H198V53L196 54L197 49L194 48ZM199 50H200V49H199ZM258 50H259V49H258ZM24 51H26L25 54L28 53V54L30 55V56H29L28 54H26V55L29 57V60H27V61H29V62H28V63L26 62L27 65H26L25 62H24L25 60L23 61V55H24V53H22V52H24ZM73 51H74V52H73ZM81 51H83V50H81ZM93 51H94V52H93ZM103 51H104V50H103ZM105 51H106V50H105ZM105 51H104V52H105ZM108 51H109V50H108ZM112 51H113V50H112ZM123 51H124V50H123ZM133 51H135V52H133ZM142 51H143V50H142ZM142 51H141V52H142ZM163 51H164V50H162V51H158V52H159V55H156L157 57L155 56V58H156L157 60L151 58V59L154 60V62H150L151 65H150V63H149V65H150L149 67H152V69H153V67H156V65H157V63H158V60H161L163 54H164V57H166L167 53H166V52H163ZM176 51H177V50H176ZM48 52H49V51H48ZM51 52H52V51H51ZM97 52L100 53V52H102V51H101V50H100V51L98 50ZM125 52H126V51H125ZM130 52L128 51L129 54H131ZM141 52H140V53H141ZM155 52H157V50H155ZM167 52H168V51H167ZM180 52H181V50H180ZM183 52H185V50H184V51L182 50L181 53H183ZM186 52L188 53L187 50H186ZM198 52H199V51H198ZM255 52H256V51H255ZM18 53H19V54H18ZM38 53H39V52H38ZM56 53H57V52H56ZM80 53H81V52L77 53L76 56H77L78 54H80ZM113 53H114V52H113ZM123 53H124V52H123ZM165 53H166V54H165ZM170 53H171V49H170ZM252 53H254V52H252ZM15 54H16V55H15ZM17 54H18V55H17ZM22 54H23V55H22ZM47 54H48V53H47ZM51 54H52V53H51ZM57 54H58V53H57ZM97 54H98V53H96V55H97ZM157 54H158V53H157ZM168 54H169V53H168ZM188 54H189V53H188ZM188 54H187V55H188ZM44 55H43V56H44ZM52 55H53V54H52ZM85 55H86V54H85ZM90 55H92V54H90ZM94 55H95V54H94ZM94 55H93V56H94ZM122 55H123V54H122ZM139 55H140V54H139ZM169 55H170V54H169ZM183 55H186V53H185V54L183 53ZM187 55H186V56H182L181 58L179 57L178 60H177V58H176L177 64H178V61H179V65H181V66H183V67H186V66L188 67L189 65H191V63L189 62L190 60H192V61H191L192 63H194V61H197V60L195 59V57L197 58V56H195V55L193 56V55L191 54V55L193 56V57H191L190 54H189L188 56H190V58H189V60H188V58H186ZM41 56H42V55H41ZM48 56H49V54H48ZM48 56H47V57H48ZM50 56H51V55H50ZM98 56H99V55H98ZM100 56H101V55H100ZM100 56H99V57H100ZM104 56L106 57V54H105ZM107 56H108V55H107ZM126 56H128V55H126ZM137 56H138V55H137ZM143 56H144V55H143ZM167 56H168V55H167ZM180 56H181V55H180ZM198 56H199V55H198ZM200 56H201V54H200ZM21 57H22V58H21ZM55 57H56V56H55ZM57 57H58V56H57ZM77 57H78V56H77ZM79 57H80V56H79ZM81 57H82V56H81ZM81 57H80V58H81ZM83 57H85V56L83 55ZM90 57H91V56H90ZM123 57H124V56H123ZM131 57H132V56H131ZM141 57H142V56H141ZM160 57H161V58H160ZM170 57H171V56H170ZM174 57H175V56H174ZM202 57H203V55H202ZM202 57H201V58H202ZM219 57H220V56H219ZM87 58H88V56H87ZM113 58H115V57H112V59H113ZM118 58H119V59H118ZM118 58H115L114 61H112L111 58H110V60H111V62H112V66H111V67L114 68V70H112L111 72H113V74H115V76H117V75L120 73V71L123 70V69H121L122 67H121L120 65H118L117 62H115V60L117 59L118 61H122V62H123L124 59H123L122 57H119V56H118ZM120 58H122L123 60H121ZM124 58L126 59V57H124ZM149 58H150V57H149ZM198 58H200V57H198ZM206 58H207V57H206ZM252 58H253V57H252ZM27 59H28V58H27ZM77 59H78V58H77ZM77 59H76V60H77ZM99 59H100V58H99ZM105 59H106V61L109 60V59H107V58H105ZM138 59H139V58H138ZM138 59H135V60H136V61H139ZM186 59H187V60H186ZM54 60H55V59H54ZM80 60H81V59H79V63H78V64H80V62H82V61H80ZM84 60H85V58H84ZM84 60H83V62H84ZM92 60H93V59H92ZM95 60H96V59H95ZM95 60H94V61H95ZM117 60H116V61H117ZM153 60H152V61H153ZM172 60H173V59H172ZM200 60H202V59H200ZM230 60H231V59H230ZM258 60L260 61V59H258ZM37 61H38V62H37ZM44 61H45V60H44ZM52 61H53V60H52ZM101 61H102V59H101ZM198 61H199V59H198ZM205 61H206V60H205ZM236 61H237V60H236ZM238 61H239V60H238ZM45 62H46V61H45ZM91 62H92V63H91ZM96 62H97V60H96ZM134 62H135V61H134ZM165 62H166V61H165ZM199 62H200V61H199ZM202 62H203V61H202ZM210 62H211V61H210ZM213 62H214V61H213ZM225 62H226V61H225ZM230 62H231V61H230ZM52 63H53V62H52ZM52 63H50V65H52ZM60 63H59V64H60ZM75 63H76V62H75ZM99 63H100V62H98V64H99ZM104 63H105V62H104ZM114 63L117 64V66H116ZM125 63H127V62H125ZM125 63H124V64H125ZM135 63H136V62H135ZM159 63H160V61H159ZM196 63H197V62H196ZM234 63H235V62H234ZM248 63H249V62H248ZM48 64H49V63H48ZM56 64H57V63H56ZM61 64H60V65H61ZM102 64H103V63H101V64H99V65L102 66ZM108 64H109V62H108L106 65L108 66ZM113 64H114V66H113ZM119 64H120V62H119ZM132 64H133V63H132ZM165 64H166V63H165ZM175 64H176V63H175ZM182 64H183V65H182ZM260 64H261V63H260ZM36 65H37V66H36ZM45 65H47V64H45ZM60 65H59V66H60ZM104 65H105V64H104ZM104 65H103V66H104ZM126 65H127V64H126ZM172 65H173V64H172ZM172 65H171V66H172ZM194 65H195V64H194ZM215 65H216V63H215ZM215 65H214V66H215ZM225 65H226V64H225ZM234 65H235V64H234ZM236 65H237V64H236ZM64 66H65V67H64ZM147 66H148V65H147ZM147 66H146V67H147ZM158 66H159V64H158ZM174 66H175V65H174ZM216 66H217V69H220L222 73L220 72V76L216 73V75H218V78L216 77V75H215L216 78H214V77L212 76V74L210 75V76H211L214 80H216V81H212L211 77H210V79H211L212 82H215V83L217 82V83H218V84H217L218 87H217L216 85H214L215 87L218 88V89L216 88L217 90H219V89L221 90L222 88H225V89H224L225 91H226L227 89L229 90L230 84H231L232 82H233V83L231 84V86H232V85H233V86H236V85H234V81L236 80L237 76H238V77H239V76H242V77H240V78H237V81H239V79H240V82H239V83H242V85H241V84H240V85H241L242 87H244V86L247 87V90H248V85L250 86V83H251V85H253V83H254L255 86H258L257 83H258V84L260 83V82H259L258 80H256V79H252L251 77H250V78H247L246 76L241 75L242 71L245 72V70H242L241 72L239 71L240 74H238V75H236L235 73H233V74H235V76H233L232 72H231V74L229 73L230 75L228 74V72H227V66H226V71H225L226 73L222 71L223 69L225 70V67H224L223 65H222V66L216 65ZM254 66H255V65H254ZM37 67H38L39 69H38ZM52 67H53V66H52ZM57 67H58V65H57ZM92 67H93V68H92ZM104 67H105V66H104ZM108 67H109V66H108ZM123 67H124V65H123ZM192 67H193V66H192ZM195 67H196V66H195ZM218 67H220V68H218ZM222 67H224V68L222 69ZM59 68H60V67H59ZM96 68H97V67H96ZM113 68H112V69H113ZM127 68H128V67H127ZM206 68H207V67H206ZM214 68H215V67H214ZM244 68H245V66H244ZM259 68H261V67H259ZM40 69H41L42 71H41ZM44 69H48V72L50 71L49 67H48V68L45 67ZM55 69H56V68H55ZM57 69H58V68H57ZM65 69H67V68H65ZM93 69H94V73H95L94 75H93ZM109 69H111V68H109ZM109 69L106 68V70H108V71L106 72L107 74H108V72L111 73V72L109 71ZM146 69H147V68H146ZM146 69H145V70H146ZM148 69H149V68H148ZM188 69H189V68H188ZM190 69H191V68H190ZM207 69H208V68H207ZM215 69H216V68H215ZM215 69H214V70H215ZM217 69H216V70H217ZM240 69H241V68H240ZM240 69H239V70H240ZM39 70L41 71V74H40V71H39ZM51 70H53V68H52ZM60 70H61V69H60ZM60 70H59V71H60ZM96 70H97V69H96ZM96 70H95V68H94V66H93V61H91L90 59H89V60L87 59V60L85 61V63H82L81 66L79 65V66L73 68L71 71L67 69V71L60 72V74H59L58 72H55V73H57V75H55L54 77H55V81L58 82L59 84H62L63 87H65L64 85H65L67 82L69 83L70 86L68 85V83H67L66 85L68 86V88L70 87V89H67V86L64 88V91H65V89H67L66 91H69V92H67L68 95H67L66 91L64 92L65 96L67 95L66 97L71 98V99L74 100V99H80L79 96L81 95V96H83V97L81 98V99L83 100L84 95H85V98H84V99L87 101V98H86L87 93H86V91H88L87 88H89V87L86 86V88H83V87H84L83 85H84V83H85V85H86V81H85V80H86V78H87L88 76H89V78H90V76H92V77L95 76V77H96L98 74L100 75V74L102 73V72H101V73L96 74V72H95ZM124 70H125V69H124ZM158 70H159V69H158ZM170 70H171V69H170ZM193 70H194V68H193ZM196 70H197V69H196ZM205 70H206V69H205ZM230 70H231V69H230ZM232 70H234V69L232 68ZM232 70H231V71H232ZM246 70H247V69H246ZM258 70H259V69H258ZM45 71H46V70H45ZM68 71H69V72H68ZM151 71H152V70H151ZM189 71H190V70H189ZM201 71H203V69H202ZM228 71H229V69H228ZM236 71H237V69H236ZM236 71H235V72H236ZM254 71H255V70H254ZM124 72H125V71H124ZM155 72H156V71H155ZM193 72H194V71H193ZM204 72H205V71H204ZM210 72L212 73V71H210ZM229 72H230V71H229ZM145 73H146V72H145ZM147 73H148V72H147ZM151 73H152V72H151ZM156 73H157V72H156ZM158 73H159V72H158ZM183 73H184V72H183ZM198 73H199V71H198ZM218 73H219V72H218ZM237 73H238V72H237ZM257 73H258V72H257ZM261 73H262V71H261ZM50 74H51V73H50ZM50 74H49V75H50ZM52 74H53V73H52ZM107 74H106V75H107ZM184 74H186V73H184ZM188 74H189V73H188ZM188 74H187V76H188ZM194 74H195V76H196V73H194ZM242 74H243V73H242ZM244 74H245V73H244ZM246 74H247V73H246ZM251 74H252V73H251ZM101 75H103V74H101ZM101 75H100L99 77H101ZM108 75H111V76H112V74H108ZM192 75H193V74H192ZM206 75H207V74H206ZM231 75H232V76H231ZM253 75H254V74H253ZM104 76H105V74H104ZM113 76H114V75H113ZM121 76H122V74H121ZM199 76H200V75H199ZM202 76H203V75H202ZM54 77H53V78H54ZM95 77H94V78H95ZM108 77H109V76H107V78H108ZM145 77H146V76H145ZM231 77H233V78L236 77V78H234V79H235V80H234V79L231 78ZM248 77H249V76H248ZM186 78H187V77H186ZM186 78H184V80H185ZM199 78H200V77H199ZM199 78H198V79H199ZM202 78H203V77H202ZM258 78H259V77H258ZM95 79H96V78H95ZM104 79H105V78H104ZM188 79H189V78H188ZM188 79H187V80H188ZM204 79H207V78H204ZM204 79L202 80L203 82H204ZM232 79H233L234 81H232V82L229 81V80H232ZM249 79H252V81L256 80V81H255L256 83H255V82L252 83ZM93 80H94V79H93ZM99 80H100V78H99ZM181 80H182V78H181ZM195 80H196V78H195ZM242 80H243V81H242ZM244 80H246V83H247L248 85H245V84H244V86H243V82H245ZM247 80H249V81H247ZM261 80H262V79H261ZM70 81H72L71 84H70ZM104 81H105V80H104ZM192 81H193V80H192ZM205 81H206V80H205ZM257 81H258V82H257ZM40 82H41V81H40ZM73 82H74V83H73ZM117 82H118V81H117ZM185 82H186V81H185ZM198 82H199V81H198ZM200 82H201V81H200ZM207 82H208V81H207ZM248 82H249V83H248ZM88 83H89V82H88ZM98 83H99V82H98ZM181 83H182V82H181ZM209 83H210V82H209ZM215 83H212L211 86L213 87V84H215ZM59 84H58V85H59ZM94 84H95V83H94ZM199 84H200V83H199ZM235 84H236V83H235ZM38 85H39V84H38ZM90 85H91V84H90ZM96 85H97V84H96ZM96 85H95V86H96ZM105 85H106V84H105ZM175 85H176V84H175ZM206 85H207V84H206ZM240 85L238 84L239 87H240ZM26 86H27V85H26ZM28 86H27V87H28ZM97 86H98V85H97ZM99 86H100V85H99ZM99 86H98V87H99ZM109 86H110V85H109ZM118 86H119V85H118ZM193 86H195V85H193ZM203 86H204V85H203ZM23 87H24V86H23ZM23 87H21V88H23ZM98 87H97V88H98ZM103 87H105V86H103ZM106 87H107V86H106ZM106 87H105V88H106ZM176 87H177V86H176ZM253 87H254V86H253ZM100 88H101V87H100ZM100 88H98L99 90H97V92L99 91V95L102 94L101 96H102V98H103V94H105V92L103 93V91H102ZM213 88H214V87H213ZM231 88H232V87H231ZM256 88H257V87H256ZM25 89H26V88L24 87V91H25ZM84 89H85V90H84ZM102 89H103V88H102ZM107 89L109 90V88H106V90H107ZM110 89H112V88L110 87ZM114 89H115V86H114ZM209 89H211V87H210V88L208 87L207 90H209ZM216 89H215V90H216ZM234 89H235V87H234ZM237 89H238V87H237ZM250 89H251V88H250ZM26 90H27V89H26ZM91 90H95V91H96L95 88H94V89L91 88ZM211 90H212V89H211ZM211 90H210V91H211ZM235 90H236V89H235ZM239 90L241 91V89H239ZM243 90H246V89L243 88ZM101 91H102V93L100 94ZM113 91H114V90L112 89V93H113ZM115 91H116V90H115ZM120 91H121V90H120ZM194 91H195V90H194ZM210 91H209V93H210ZM212 91H214V90H212ZM232 91H233V89H232ZM251 91H252V90H250V92H251ZM260 91H261V90H260ZM263 91H264V90H263ZM89 92H90V91H89ZM97 92L94 93V94H92V95L97 94ZM106 92H108V95H109V91H106ZM121 92H122V91H121ZM215 92H216V91H215ZM215 92H214V94H215ZM218 92H219V91H218ZM218 92H216V94H219L221 91H220L219 93H218ZM226 92H228V91H226ZM242 92H243V91H242ZM61 93H63V90H62ZM189 93H191V92H189ZM233 93H235V92H233ZM239 93H240V92H239ZM243 93H244V92H243ZM252 93H253V92H252ZM64 94H63V96H64ZM202 94L207 95L208 97H210V96L208 95V93L206 94V93L203 92ZM221 94H222V92H221ZM223 94H225V93H223ZM244 94H245V93H244ZM254 94H255V93H254ZM55 95H56V94H55ZM61 95H62V94H61ZM89 95H91V94H89ZM92 95H91V97H93ZM97 95H98V94H97ZM113 95H114V94H112V97H113ZM204 95H203V96H204ZM210 95H212V93H210ZM219 95H220V94H219ZM219 95H217V96L219 97ZM226 95H227V93H226ZM249 95H250V94H249ZM261 95H262V94H261ZM65 96H64V97H65ZM77 96H78V97H77ZM81 96H80V97H81ZM101 96H99V97H101ZM104 96H106V95H104ZM109 96H110V95H109ZM191 96H192V95H191ZM193 96H194V95H193ZM195 96H196V95H195ZM228 96H229V93H228V95H227V98H228ZM235 96H236V95H235ZM252 96H253V95H252ZM64 97H62L63 100L66 99V97H65V99H64ZM99 97L97 96V98H95V99H94V98H89L90 101H92V104H96V105H92V106L100 107V106L98 105V102H97V100L99 99ZM199 97H201V96H199ZM208 97H207V98H204V99L201 97L202 100H203V103H202V102H201V103L199 102L201 99L198 98L199 101H197V99L195 98L196 103H194L195 101H194L193 103L195 104V106H197V105H200V106H201V105H202L201 107L203 108V111H204V109L206 110V112H208V110H210L208 113H211V114H210V116L207 115L208 117H206L202 112H200V113H202V114L204 115V117H206V119L210 117V120H209V119H208V120H205L204 117H202V116H201V117L198 116V114H200V113H198V112H199V109H198L199 107H198V106H197L198 108H197V107H194V104H193V103H190L191 101L188 100L189 103H190V104H188V101H185V100H184L186 103L184 102V103H182V105H180V106L177 105V103H176V104H173V105L170 104V106L172 105V107H171V108H168V109H170V110H169L170 112L168 113V114H169L168 116H165V115H167V112H166L167 110L165 111V114H163L162 111L160 110L161 113H158V119H157V120H153V117H152L151 120H148L149 118H148L147 120H146V119H145V120H144V119H141L142 115H144V114H142V115L140 114V115H141L140 118L133 119V123H131V124H132L131 130L134 129L133 126H135V127H138V128H139V127H140V128H143V131L146 130V132H148V131H149V132H152V133H153V136H155V138L158 139V140H157V143L160 144V142H163V141H164V138H166V135H168V134H166L167 132L164 133V130H163L164 127L168 128L169 125H170V124H169V123H170L169 120H170L171 122H172V120L175 121V120L178 118V116H179L180 119L183 117L184 121H186V122H185L186 127L188 126V124H189L190 126L193 124V125H192L193 127H196V126L199 124L200 126H199V125H198V126L201 128L202 126L204 127L205 125H208V124H209V126H210L211 129H212V130H210L211 133H213L212 135H215V134H216V135H219V133L225 131V130L227 129V127L230 125V123L232 122V121H230V119H232V117H231V113H232V116H233V113H236V112H233V111H235L236 108L234 107V108H235V109H234V108L232 107V105H234V106H235V105H241L242 109H244L245 111H243V110L241 109L240 106H239L238 108L241 109L243 112H245V115H246V118H247V119L245 118V116H243L244 113H242V114H243V115H242L240 112H238V113H240V114L242 115V117H244V119H243V118H241V115L238 116V118L240 119V120H239V124H241V123H240V122H241V119H243V120H242V124L239 125V126L244 127V128H247V131H248L249 129H250L249 131L252 130V132H253V135H252V136L254 137V135H255V136L257 137V138H255L256 141H257L258 138H260V137H261V138L264 137L263 135H261L262 130L260 129V128H261V124H262V121H260V120H261V116H262V115L264 116V114H263V110H262L263 107H261V105L263 106L264 104H259V103H257V102H254V103L251 102V104H250V102L247 103V102L243 101L244 99L242 100V102L238 101V99H237V102H236V101L232 98V96H231L232 101L234 100V102H236V103L233 102V103H234V104H233V103H230V101H229L228 103H226V101H227L228 99L226 100V99H225L226 96H225V97H223L225 101H223V102H222V101H218V102H221V103H222L221 105H218L219 103L217 102V100H216V99H215L216 101L213 100V99L215 98L214 95H213V97H212V96L210 97V98H212L211 100H210V99L207 100ZM218 97H217V99H218ZM221 97H222V96H221ZM229 97H230V96H229ZM241 97H242V95H241ZM68 98H67V100H68ZM108 98H109V97H108ZM116 98H117V97H116ZM236 98H237V97H236ZM245 98H246V97H245ZM260 98H261V97H260ZM260 98H259V99H260ZM96 99H97V100H96ZM100 99H101V98H100ZM105 99H106V97H105ZM112 99H114V98H112ZM119 99H121V98H119ZM185 99H186V98H185ZM188 99H190V98H188ZM193 99H194V98H192L191 100H193ZM219 99H220V98H219ZM219 99H218V100H219ZM229 99H230V98H229ZM231 99H230V100H231ZM44 100H45V99H44ZM57 100H58V99H57ZM60 100H61V99H60ZM67 100H66V101H67ZM69 100H70V99H69ZM69 100H68V101H69ZM73 100H72V101H73ZM182 100H183V99H182ZM204 100H205V101L207 100V102H205ZM240 100H241V99H240ZM247 100H248V99H247ZM252 100H253V99H252ZM255 100H256V99H255ZM257 100H258V99H257ZM79 101H80V100H79ZM86 101H85V102H86ZM102 101H103V100H102ZM102 101H101V102H102ZM107 101H108V100H106L105 103H102V104H106V105H101V103H100V105H101V106H104V107L107 106V108H109V107L111 108V106H113V105H109L110 103H109V101H108V102H107ZM113 101H114V100H113ZM116 101H118V100H116ZM140 101H141V100H140ZM149 101H150V100H149ZM180 101H181V99H180ZM180 101L178 100V102H180ZM232 101H231V102H232ZM262 101H263V100H262ZM81 102H83V101H81ZM85 102H84V103H85ZM106 102L108 103V105H107ZM114 102H115V101H114ZM114 102H113V104H115ZM144 102H145V101H144ZM198 102H199V103H198ZM216 102H217V103H216ZM7 103H8V102H7ZM63 103H64V102H63ZM68 103H70V102H68ZM71 103H73V102H71ZM77 103H78V100H77ZM86 103H88V102H86ZM90 103H91V102H90ZM90 103H89V104H90ZM111 103H112V102H111ZM118 103H119V102H118ZM78 104H79V103H78ZM179 104H181V103H179ZM216 104H217V107H218V106H223L224 108H225V107L229 108V109H227L228 111H229L230 108L232 107V108H231V109H232V112L230 111L231 113H230V112H229L230 114L228 113V115H229L228 118H230V119H228V118H225V119H224V115L227 113V111H225L226 113H225L224 115H223V114L221 115V113H220L221 116H218L219 113L216 112V109H215V108H216V107H215ZM15 105H16V104H15ZM90 105H91V104H90ZM121 105H122V104H121ZM183 105H184V106H183ZM192 105H193V106H192ZM242 105H243L244 107H243ZM245 105H246V106H245ZM252 105H260V106H259V107H261V108H260V111H261V110H262V111H261V112L259 111V112H260L259 114H261V116L258 114V111H256L257 109L255 110L254 106H252ZM80 106H81V105H80ZM87 106H88V105H87ZM108 106H109V107H108ZM115 106H116V105H115ZM181 106H182V108H180ZM25 107H27V106L25 105ZM88 107H89V106H88ZM223 107H221V108H223ZM236 107H237V106H236ZM23 108H24V107H23ZM89 108H90V107H89ZM196 108L198 109L197 111H196ZM221 108H220V110H221ZM93 109H94V108H93ZM180 109H181V110H180ZM200 109H201V108H200ZM217 109H218V108H217ZM225 109H226V108H225ZM108 110H109V109H108ZM214 110H215V112H214ZM241 110H240V111H241ZM11 111H12V110H11ZM29 111H30V110H29ZM112 111H113V110H112ZM157 111H158V110H156L155 112H157ZM178 111H180V112H178ZM201 111H202V110H201ZM223 111H224V110H223ZM237 111H239V110L237 109ZM13 112H14V111H13ZM22 112H23V111H22ZM98 112H99V111H98ZM136 112H137V111H136ZM155 112L153 113V115H155ZM182 112H183V113H182ZM221 112H222V111H221ZM246 112H248L249 114H247ZM24 113H25V112H24ZM99 113H100V112H99ZM178 113H179V114L182 113V115H178ZM215 113H217V114H215ZM222 113H224V112H222ZM238 113H237V114H238ZM256 113H257V114H256ZM9 114H10V113H9ZM67 114H69V113H67ZM121 114H122V113H121ZM147 114H148V113H147ZM205 114H207V113H205ZM19 115H21V113L18 114V116H19ZM150 115H152V114L150 113L149 116H150ZM235 115H236V114H235ZM247 115H248V117H247ZM25 116H27V115L25 114ZM106 116H107V115H106ZM111 116H113V115H111ZM146 116H147V115H146ZM6 117H7V115H6ZM199 117H200V119H199ZM225 117H227V116L225 115ZM236 117H237V116H236ZM4 118H5V117H4ZM28 118H29V117H28ZM109 118H110V117H109ZM113 118H115V117H113ZM145 118H147V117H145ZM150 118H151V116H150ZM154 118H155V117H154ZM202 118H203V119H202ZM0 119H1V117H0ZM201 119H202V120H201ZM24 120H25V119H24ZM27 120H28V119H27ZM33 120H34V119H33ZM48 120H49V119H48ZM106 120H107V117H106ZM177 120H178V119H177ZM181 120H182V119H181ZM204 120H205V121H204ZM234 120H235V119H234ZM74 121H75V120H74ZM87 121H89V120H87ZM104 121H105V119H103V120H102V119H101V120H99V119H93V121H91V122H89V123L86 122L85 125H88V124H89V125L87 126V127L89 128V130H87V131H88V134H89V131L91 132L90 129H93V131L96 130L94 133H95V135H97V136H96V139L93 138L94 140H96L95 142H93V141H94L93 139H91V140L87 139V140H88L87 143H88V142L90 143V141H92V143L89 144V145L87 144L88 146L85 145L86 148H87V150H86L87 153H85V155H89V152H93L92 150H95V149L98 148V146H99V147L101 146V144L103 143L102 141H104V136H105V134H106V136H108V137L110 136L111 133L109 134L110 131L107 130L108 128L106 129L107 131H109L108 133H107L106 130H105L106 132L104 131V128H106L105 125L107 124V123H105V122H107V121H105V122H104ZM123 121H124V120H123ZM129 121H130V120H129ZM263 121H264V120H263ZM23 122H24V121H23ZM23 122H22V124H23ZM26 122H27V121H26ZM31 122H32V121H31ZM34 122H35V121H34ZM68 122H70V121H68ZM118 122H119V121H118ZM181 122H182V121H181ZM0 123H1V122H0ZM49 123L51 124V125L49 126V127H50V131L52 132V134L55 133L54 135H56V136H54L55 138L53 137L54 140L52 139V140H53V144H55V146L59 149L60 155L64 154L63 152H65L66 149H67V151H66V154H67V152L70 150V149H68L69 146H70L69 138H70L73 134H74L75 137H71V138H75V139H76L77 136L81 137V136L78 135V134H79L80 132H82V130H81L82 128L80 127V126L83 125L82 121L80 122L82 125H81L79 122H74V123H73V122H70V123H66V122H65V123H63V124L60 122V123L55 124L54 122H51V121H50ZM76 123H77V124H76ZM84 123H85V122H84ZM104 123H105V125H104ZM114 123H115V122H114ZM178 123H180V122L177 121L176 124H178ZM182 123H184V122H182ZM237 123H238V122H237ZM6 124H7V123H6ZM20 124H21V123H20ZM115 124H116V123H115ZM117 124H118V123H117ZM171 124H173V123H171ZM176 124H173V125L175 126ZM196 124H197V125H196ZM77 125H78L81 129H80V128H77ZM85 125H84V127H85ZM113 125H114V124H113ZM113 125H112V126H113ZM167 125H168V127H167ZM194 125H196V126H194ZM26 126H27V123H26ZM28 126H29V125H28ZM103 126H104V127H103ZM115 126H116V125H115ZM120 126H121V125H120ZM174 126H173V127H174ZM181 126H182V125H181ZM209 126H205V127L207 128V127H209ZM30 127H31V126H30ZM63 127H65V131L62 130ZM87 127H85V129H88ZM179 127H180V125L178 124V128H179ZM203 127H202V128H203ZM205 127H204V128H205ZM210 127H209V128H210ZM263 127H264V126H262V128H263ZM33 128H34V127H33ZM188 128H189V127H188ZM200 128L198 129V127H197V131H198V130L201 131V133L198 134V135H197V131H196V133H195V131H192V134H191V133H190V134H187L188 132H185V130H182L181 128H180L179 131H178L177 129H175V128H172V133H176V134H180V133L183 134V133H185V135H188V136H185V137H184L182 134L179 135V136H183V139H185V138L187 137V138H186V139H187V140H186V141H187V142H186L187 145L184 144V142H185L184 140H181V139H178V138L175 137L176 140H179V143H180L181 141H182V142L184 141L183 144L186 145V146H184L185 149H184V147H182L183 149L181 148V149H182V151H181V149H179V144H178V145H177L178 147H175V149L178 148L181 152H180L179 150H178V152H177V150H174V152H177V153H175V154L172 153L173 155L178 156V157H179V160L181 159V157H182L184 160H185L186 158H189V157L184 158V155L190 156V155H192V154L195 153V152H194V153L191 154V152H190V154H189V152H188V154H187V153H186V152H187L186 150L189 149V148H190V150L193 149L194 146H192V145L196 144V143H195V140H193V141L191 142V140H192V138H193L191 135L196 134V135L198 136V137H197V136L195 137L196 141H197V139H198L200 136H202V133L204 132V131H202V130H203L204 128H203V129H202V128L200 129ZM229 128H230V127H229ZM229 128H228V129H229ZM236 128H237V127H236ZM238 128H240V127H238ZM10 129H11V128H10ZM85 129H83V130L86 131ZM113 129H114V128H113ZM168 129H170V131H171V128H170V127H169ZM173 129H175V130H174L175 132H173ZM28 130H29V129H28ZM48 130H49V129H48ZM60 130H62V131H61L62 133L60 132ZM78 130H80V132L77 134ZM115 130H116V128H115ZM165 130H166V129H165ZM176 130H177V131H176ZM190 130H196V129H194V128H193V129H190V128H189V132H190ZM204 130H205V129H204ZM240 130H241V129H240ZM242 130H243V129H242ZM245 130H246V129H245ZM11 131H12V130H11ZM32 131H33V129H32ZM63 131H64L65 133H64ZM93 131H92V133H93ZM117 131L120 132L118 129L116 130V132H117ZM132 131H133V130H132ZM134 131H136V130L134 129ZM166 131H168V130H166ZM186 131H188V129H187ZM212 131H213V132H212ZM233 131H236V130H233ZM14 132H15V131H14ZM16 132H17V131H16ZM37 132H38V131H37ZM51 132H50V133H51ZM53 132H54V133H53ZM56 132H57V133H56ZM66 132H67V134H69L67 137H66ZM96 132L99 133V134H97ZM113 132H114V131L112 130V133H113ZM141 132H142V131H141ZM144 132H145V131H144ZM144 132H143V134H144ZM168 132H169V131H168ZM252 132H251V133H252ZM5 133H6V132H5ZM5 133H3L4 136H5ZM7 133H9V132L7 131ZM50 133H49V134H50ZM75 133H76V134H75ZM123 133H124V132H123ZM152 133H151V134H152ZM169 133H170V132H169ZM205 133H206V132H205ZM247 133H248V132H247ZM12 134H13V133H11V135H12ZM17 134H19V131L17 132ZM20 134H21V133H20ZM32 134H33V133H32ZM34 134H35V133H34ZM45 134H46V133H45ZM107 134H109V135H107ZM203 134H204V133H203ZM209 134H210V132H209ZM244 134H245V133H244ZM15 135H16V133H15ZM84 135H85L84 137H86V132H85ZM147 135H148V134H147ZM189 135H190V138H191L190 141H188ZM206 135H207V134H206ZM206 135H205V137H206ZM216 135H215L214 137H216ZM220 135H221V134H220ZM238 135H239V134H238ZM248 135H249V133H248ZM0 136H1V135H0ZM6 136H7V135H6ZM6 136H5L4 138H6ZM9 136H10V133L8 134L7 137L9 138ZM22 136H23V135H22ZM47 136H48V135H47ZM52 136H53V135H52ZM98 136H100V137L102 138V139H101V138L99 137L102 141L99 140V138H97ZM106 136H105V138H106ZM122 136H123V135H122ZM122 136H121V137H122ZM172 136L174 137L173 134H172ZM177 136H178V135H177ZM250 136H251V135H250ZM11 137L14 138L15 136H11ZM18 137H19V136H18ZM108 137L105 139L106 141L108 140ZM123 137H124V136H123ZM151 137H152V136H151ZM168 137H169V135L167 136V138H168ZM173 137H170V139H172ZM202 137H203V136H202ZM208 137H210V136H208ZM211 137H212V136H211ZM211 137H210V138H211ZM223 137H224V135H223ZM245 137H246V136H245ZM19 138H20V137H19ZM19 138H18V139H19ZM51 138H52V137H51ZM82 138H83V137H81V140H82ZM91 138H92V137H91ZM153 138H154V137H153ZM155 138H154V139H155ZM167 138H166V139H167ZM216 138L218 139V137H216ZM216 138H215V139H216ZM224 138H226V137H224ZM237 138H239V137H237ZM250 138H252V137H250ZM2 139H3V136H2ZM11 139H12V138H11ZM15 139H16V137H15ZM18 139H16L17 143H18ZM75 139H74V140H75ZM83 139H84V138H83ZM97 139H98L100 142H102V143H100L99 141H97ZM110 139H111V138H110ZM110 139H109V141H110ZM156 139H155V140H156ZM206 139H207V137H206ZM217 139H216V140H217ZM248 139H249V138H248ZM253 139H254V138H253ZM262 139H263V138H262ZM42 140H44L43 137H42ZM84 140H85V139H84ZM84 140H83V141H84ZM126 140H127V139H126ZM161 140H163V141H161ZM176 140H175V141H176ZM180 140H181V141H180ZM202 140H203V139H202ZM204 140H205V139H204ZM204 140H203V141H204ZM208 140H209V139H208ZM213 140H214V139H213ZM216 140H215V141H216ZM224 140H225V139H224ZM259 140H260V139H259ZM0 141H3V140H0ZM4 141H5V139H4ZM9 141H11V140L9 139ZM21 141H24V140H21ZM45 141H46L47 143L49 142V141H47V140H45ZM165 141H166V140H165ZM165 141H164V142H165ZM168 141H169V138H168ZM175 141H174V142H175ZM206 141H207V140H206ZM217 141H218V140H217ZM238 141H239V140H238ZM7 142H8V141H7ZM11 142H12V141H11ZM11 142H10V143H11ZM19 142H20V141H19ZM24 142H25V145H27V141L25 140ZM40 142H41V141H40ZM43 142H44V141H43ZM104 142H105V141H104ZM166 142H167V141H166ZM171 142H172V141H171ZM174 142H173V144H175ZM193 142H194V143H193ZM210 142H213V141L210 140V141L206 142V143H205V146L208 145ZM258 142H259V141H258ZM258 142H257V143H258ZM261 142H262V141H261ZM17 143H16V145H17ZM78 143H79V142H78ZM112 143H113V142H112ZM119 143H120V142H119ZM155 143H156V142L154 141V145H153V146H155ZM168 143H169V142H167V144H168ZM192 143H193V144H192ZM215 143H216V142H213V143H212L213 145L210 144V147H209L210 149H207V150H210V152H212V153H210L212 156H213V153L215 154L216 152H217V155L220 156V155H219L220 152L217 151V149H220L221 147H219V145L216 146ZM251 143H252V142H251ZM22 144H23V142H22ZM45 144H46V143H45ZM48 144H49V143H48ZM75 144H76V143H75ZM75 144L71 145V147H73ZM84 144H85V142H84ZM113 144H114V143H113ZM152 144H153V143H152ZM164 144L166 145V146L164 145V148H165V147H170V148H172V146H173V145H172V146H171V145L168 146L166 143H164ZM169 144H170V143H169ZM198 144H199V143H198ZM202 144L204 145V143H202ZM216 144H219V143H216ZM9 145L12 146L13 143H11V144H9ZM16 145H13V146H16ZM23 145H24V144H23ZM23 145H22V147H23ZM37 145H38V144H37ZM46 145H47V144H46ZM157 145H158V144H156V146H157ZM162 145H163V143H162ZM190 145H191L193 148H192V147H189ZM203 145L200 144V145H198V146H199V147L202 146V147H200V149H201V148H204ZM223 145H224V144H223ZM17 146H18V145H17ZM48 146L50 147V145H48ZM55 146H54V150H55V152H57L58 150L55 148ZM75 146H77V145H75ZM83 146H84V145H83ZM83 146H81V148H83ZM142 146H143V145H142ZM255 146L257 147V145H255ZM255 146H254V147H255ZM263 146H264V145H263ZM20 147H21V146H20ZM20 147H18V148H20ZM24 147H25V146H24ZM27 147H28V146H27ZM35 147H36V145H35ZM41 147H42V146H41ZM43 147H44V146H43ZM43 147H42V148H43ZM151 147H152V146H151ZM161 147H162V146H161ZM195 147H197V144H196ZM199 147H197V148H199ZM217 147H218V148H217ZM222 147H223V146H222ZM224 147H225V146H224ZM226 147H227V146H226ZM254 147H253V148H254ZM256 147H255V148H256ZM4 148H5V147H4ZM7 148H8V146H7ZM42 148H41V150H42ZM73 148H76V147H73ZM77 148H79V147L77 146ZM81 148H80V149H81ZM158 148H159V147H158ZM170 148H169V149H170ZM197 148H195L196 152H197V150H198ZM206 148H207V146H206ZM231 148H232V147H231ZM251 148H252V146H251ZM23 149H24V148H23ZM25 149H27V148H25ZM38 149H39V148H38ZM83 149H84V148H83ZM169 149H168V150H169ZM173 149H174V148H173ZM200 149H199V152H200ZM222 149H224V148H222ZM0 150H1V149H0ZM9 150H10V149H9ZM14 150H16L15 147H14ZM20 150H21V149H20ZM49 150H50V149H49ZM52 150H53V149H52ZM54 150H53V153H54ZM71 150H73V149H71ZM76 150H77V149H76ZM78 150H79V149H78ZM90 150H91V151H90ZM255 150H256V149H255ZM7 151H8V149H7V150L5 149V152H3V149H2V152L5 153V154H6ZM33 151L36 152L35 149H33L30 153H29V151H28V153L31 155V153H32ZM46 151H47V150H46ZM74 151H75V150H74ZM81 151H84V150L81 149ZM172 151H173V150H172ZM172 151H171V152H172ZM185 151H186V152H185ZM191 151L193 152V150H191ZM202 151L204 152V150H202ZM230 151H231V150H230ZM2 152H1L0 155H2ZM14 152H15V151H13V153H14ZM43 152H45V151H43ZM48 152H49V151H47V153H48ZM51 152H52V151H51ZM59 152H57L58 155H59ZM75 152H76V151H75ZM79 152H80V150H79ZM84 152H85V151H84ZM167 152H168V151H167ZM10 153H11V152L8 151L6 155L9 157V156H10ZM16 153H17V150H16ZM36 153H37V152H36ZM69 153H70V154H73V153H71L70 151H69ZM77 153H78V152H77ZM81 153H82V152H80V154H81ZM178 153H180V154H178ZM183 153H184V155L181 156V154H183ZM205 153H207V152H205ZM14 154H15V153H14ZM14 154H11L12 157L14 156V158L10 157V159H11V158H12L11 160L14 159V160H13V162L15 161L14 164H15V163H17V164L14 165V166H12V167L10 166V168L8 169V170H9V175H8V177L13 176V177H14L13 179H15V176L18 175L16 179H18V180L20 181V184H21V183H22V184H23V183H26V184H23V186L27 185L28 181L30 180L31 183H33V184L39 186L40 188L42 187V190H44L43 188H44L45 186H43V185H45V184L47 185V184H48V182H47L48 179H47V181L43 179V174H42L41 167L38 166L37 162L35 163V162L33 161V159H34L36 156H37V157H36V160H37L39 154L37 153L38 155L36 154L35 157H31V156H30L31 158H29V157L27 156V155H29V154H27V153H26V155H23V154H20V153H17V154H15V155H14ZM57 154L55 153L56 156H58ZM196 154H197V153H196ZM196 154H195V155H196ZM223 154H224V153H223ZM6 155H5V156H6ZM47 155H48V154H47ZM68 155H69V154H68ZM68 155H66V156H68ZM85 155H84V156H85ZM199 155H200V153H199ZM202 155H203V153H201L200 157L197 155L198 157H196V159H195V158L193 157V155H192V157H190V159L194 158L193 161L196 160L198 166H199L200 164H201V166H202L203 163H206L207 161H210V160H211V162H212V159L209 158L211 155H209V157L206 156L207 154H206L205 156H202ZM217 155H216V156L214 155L213 158H214V157L217 158ZM244 155H245V154H244ZM250 155H251V154H250ZM53 156H54V155H53ZM53 156H52L51 161H48V160H46V159H44V158L42 157V158L45 160V162L48 161V162H50V164H51V165L49 164L50 166H49V165L45 166L46 163H43V162H44V161H43L42 164H44V166H45V167H43V168H46V169H48L49 167L54 168L53 165H56V164H57V161H58L59 158L56 157V158L53 159ZM72 156H73V155H72ZM79 156H80V155H79ZM90 156H91V155H90ZM176 156H175V157H176ZM227 156H228V155H227ZM0 157H1V156H0ZM3 157H4V155H3ZM8 157H5V158H8ZM39 157H40V156H39ZM54 157H55V156H54ZM61 157H62V156H61ZM81 157H82V156H81ZM220 157H221V156H220ZM262 157H263V156H262ZM49 158H51V157H49ZM49 158H48V159H49ZM211 158H212V157H211ZM247 158H248V157H247ZM0 159H1V158H0ZM43 159H41V160H43ZM71 159H72V158H71ZM77 159H79V158H77ZM90 159H91V158H90ZM154 159H155V160H154ZM154 159H153V160L150 159L151 162H152V164H153V165L151 166L152 168H153V166L156 167L157 164H159V162L157 163L158 160L156 161V157H155ZM157 159H158V158H157ZM171 159H172V158H171ZM175 159H176V158H175ZM177 159H178V158H177ZM34 160H35V159H34ZM74 160H75V158H74ZM74 160H69V161L67 160L68 165H69V162L74 161ZM79 160H80V159H79ZM150 160H149V161H150ZM181 160H182V159H181ZM262 160H263V159H262ZM64 161H65V160H64ZM75 161H76V160H75ZM77 161H78V160H77ZM81 161H82V160H80V163H81ZM131 161H132V160H131ZM145 161H146V160H145ZM149 161H148V162H149ZM164 161H165V160H164ZM174 161H176V160H174ZM196 161H195V162H196ZM247 161H248V160H247ZM247 161H246V162H247ZM39 162H40V160H39ZM59 162H61V161H58V164H59ZM67 162H66V163H67ZM82 162H83V161H82ZM87 162H88V160L86 161L85 164H87ZM93 162H94V161H93ZM153 162H154V163L156 162V163L154 164ZM161 162H162V161H161ZM165 162H166V161H165ZM187 162H188V161H187ZM195 162H194V164H195ZM214 162H216V161H214ZM220 162H221V161H220ZM66 163H65V164H66ZM77 163H78V162H77ZM83 163H84V162H83ZM132 163H133V162H132ZM162 163H163V162H162ZM188 163H189V162H188ZM190 163H191V160H190ZM243 163H244V162H243ZM25 164L27 165V167H26ZM40 164H41V162H40ZM42 164H41V165H42ZM61 164H62V163H61ZM75 164H76V162H75ZM75 164H74V165H75ZM81 164H82V163H81ZM81 164H79V166H80ZM197 164H196V165H197ZM241 164H242V161H241ZM241 164H240V165H241ZM0 165H1V164H0ZM23 165H24L26 168L23 167ZM41 165H40V166H41ZM71 165H73V164H71ZM71 165H70V166H71ZM162 165H163V164H162ZM168 165H169V164H168ZM56 166L58 167L59 165H56ZM56 166H55V169H56ZM66 166H67V165H66ZM81 166H83V165H81ZM84 166H85V165H84ZM160 166H161V165H160ZM203 166H205V165L203 164ZM206 166H207V165H206ZM87 167H88V165H87ZM92 167H94V166H92ZM157 167H158V166H157ZM165 167H166V166H165ZM167 167H168V166H167ZM167 167H166V168H167ZM196 167H197V166H196ZM210 167H211V166H210ZM224 167H225V166H224ZM239 167H240V166H239ZM39 168H40L41 173H40V171H39ZM52 168H51V169H52ZM79 168H80V167H79ZM95 168H96V167H95ZM98 168H99V167H98ZM106 168H107V167H106ZM109 168H110V167H109ZM114 168H115V167H114ZM166 168H165V169H166ZM197 168H198V167H197ZM25 169H26V171H25ZM33 169H34V170H33ZM49 169H50V168H49ZM49 169H48V171H49ZM55 169L52 170V171L54 172ZM91 169H92V168H91V166H90L89 171H90ZM93 169H94V168H93ZM154 169H155V168H154ZM160 169H161V167H160ZM163 169H164V168H163ZM171 169H173V168H171ZM174 169H175V168H174ZM200 169H201V168H200ZM222 169H223V167H222ZM224 169H225V168H224ZM243 169H244V168H242V170H243ZM31 170H33V171L36 172V173H35V172L33 173V174H35V176L33 175L34 177H33L32 175L29 174L30 172H29V173L27 172V171H31ZM98 170H99V169H98ZM156 170H158V171H163L162 169L159 170V167H158V169H155L154 171L156 172ZM167 170H169V169L167 168ZM210 170H211V169H210ZM210 170H208V171H210ZM216 170H217V169H216ZM238 170H239V169H238ZM111 171H112V170H111ZM165 171H166V170H165ZM176 171H177V170H176ZM190 171H191V170H190ZM49 172H50V171H49ZM86 172H87V171H86ZM106 172H107V171H106ZM166 172H167V171H166ZM225 172H226V171H225ZM93 173H94V172H93ZM96 173H97V172H96ZM103 173H105V172L103 171ZM111 173H112V172H111ZM115 173H116V172H115ZM120 173H121V172H120ZM123 173H124V172H123ZM123 173H122V174H123ZM160 173H161V172H160ZM163 173H164V172H163ZM31 174H32V173H31ZM40 174H42V176H41ZM44 174H45V173H44ZM71 174H73V173H71ZM71 174H67V175H68V176L70 175V177H71ZM80 174H81V172H80ZM100 174H101V173H100ZM154 174H157V173H154ZM176 174H177V173H176ZM20 175H21V177H20ZM23 175H24V176H23ZM48 175H50V174H48ZM54 175H55V174H54ZM60 175H61V174H60ZM64 175H65V174H64ZM67 175H65L66 177H63V176H62V177L65 178V179H61V180L58 181V184H57V185L59 186V188L56 187V188H58L57 192L59 191L60 187H63V188H65L66 186H67V187H70V186L73 187V185H71V182H74V181H75V178H74V177L76 176V174H75L74 177H71V178H69V177L67 178ZM95 175H96V174H95ZM98 175H99V174H98ZM103 175H104V174H102V176L99 175V179H100V180L102 179V181H103V183H104V182H106V181H104L105 178L103 177ZM115 175H116V174H115ZM163 175H164V174H163ZM192 175H193V174H192ZM28 176H30V177L28 178ZM46 176H47V170H46ZM110 176H111L110 178H115V177H112V175H110ZM126 176H127V175H126ZM6 177H7V176H6ZM22 177H23V178H22ZM26 177H27V179H26ZM31 177H32V178H31ZM47 177H48V176H47ZM47 177H46V178H47ZM82 177H83V176H82ZM90 177H91V176H90ZM97 177H98V176H97ZM100 177H101V178H100ZM123 177H124V175H123ZM11 178H12V177H11ZM21 178H22L23 180L25 179V181H21V180H22ZM30 178H31V179H30ZM49 178H51V177L49 176ZM84 178H85V177H84ZM94 178H95V177H92L91 181H93ZM110 178H109L108 180H110ZM161 178H162V177H161ZM165 178H166V177H165ZM4 179L6 180V181H4V182H7V179H8V181L11 180L10 178H7V179L4 178ZM9 179H10V180H9ZM13 179H12V180H13ZM51 179H52V178H51ZM77 179H79V178H77ZM99 179H97V180H99ZM150 179H151V178H150ZM155 179H156V178H155ZM18 180H13V181L16 182V181H18ZM26 180H27V181H26ZM49 180H50V179H49ZM80 180H81V178H80ZM89 180H90V178H89ZM94 180H96V178H95ZM97 180H96V181H97ZM117 180H118V179H117ZM166 180H167V179H166ZM19 181H18V182H19ZM30 181H29V182H30ZM44 181H46V183H44ZM86 181H87V180H86ZM96 181H95V182H96ZM111 181H112V180H111ZM56 182H57V181H56ZM75 182H76V181H75ZM75 182H74V183H75ZM88 182H89V181H88ZM112 182H113V185H112V187H113L115 181L113 180ZM148 182H149V181H148ZM182 182H184V181H182ZM7 183H9V182H7ZM16 183H17V182H16ZM43 183H44V184H43ZM49 183H50V181H49ZM84 183H85V182H84ZM101 183H102V182H101ZM101 183H100V184H101ZM103 183H102V186H103ZM115 183H116V182H115ZM151 183H152V181H151ZM154 183H157V182H154ZM10 184H12V181H11ZM18 184H19V183H18ZM29 184H30V183H29ZM55 184H56V183H55ZM55 184H54V186H55ZM87 184H88V183H87ZM91 184H92V182H90V185H91ZM109 184H110V181H109ZM143 184H144V183H143ZM254 184H255V186H256L257 183H254ZM4 185H5V183H4ZM12 185H13V184H12ZM12 185H11V186H12ZM77 185L79 186V185H80V182H79V184H77ZM84 185H86V184H84ZM84 185H82V183H81V186L84 187L83 189H86V187H85ZM88 185H89V184H88ZM93 185H96V184L93 182ZM97 185H99V184H97ZM104 185H105V183H104ZM115 185H116V184H115ZM117 185H118V184H117ZM123 185H124V184H123ZM145 185H147V184H145ZM148 185H149V184H148ZM150 185H151V184H150ZM150 185H149V186H150ZM221 185H222V184H221ZM8 186H9V184H8ZM13 186H14V185H13ZM106 186H109V187H110V185H108V184H106ZM118 186H119V185H118ZM131 186H132V185H131ZM138 186H139V185H138ZM223 186H224V185H223ZM253 186H254V185H253ZM253 186H252V187H253ZM4 187L7 188V185H5ZM71 187H70V188H71ZM99 187H101V185H100ZM147 187H148V186H147ZM153 187H154V186H153ZM224 187H225V186H224ZM245 187H246V186H245ZM8 188H9V187H8ZM53 188H54V187H53ZM104 188H105V186H104ZM139 188H140V187H139ZM142 188H144V187H142ZM142 188H141V189H142ZM154 188H155V187H154ZM179 188H180V187H179ZM226 188H228V187L226 186ZM99 189H101V188H99ZM141 189H140V190H141ZM167 189H168V188H167ZM177 189H178V188H177ZM221 189H223V188H221ZM246 189H247V188H246ZM248 189H249V188H248ZM248 189H247V192H248L249 194H251V193L248 191ZM39 190H41V189H39ZM55 190H56V189H55ZM110 190H112V189L110 188ZM156 190H157V189H156ZM52 191H53V190H52ZM90 191H91V190H90ZM90 191H89V192H90ZM93 191H94V190H93ZM93 191H91V192H93ZM100 191H101V190H100ZM112 191H113V190H112ZM144 191H145V188H144ZM146 191H147V190H146ZM146 191H145V192H146ZM178 191H179V190H177V193H178ZM184 191H185V190H184ZM241 191H242V190H240V193L242 194ZM253 191H254V189H253ZM94 192H95V191H94ZM97 192H98V191H97ZM102 192H103V191H102ZM104 192H105V191H104ZM109 192H111V191H109ZM130 192H131V191H130ZM164 192H165V191H164ZM170 192H171V191H169V193H170ZM224 192H225V191H224ZM243 192H245V191H243ZM251 192H252V191H251ZM95 193H96V192H95ZM112 193H113V192H112ZM132 193H133V192H132ZM147 193H148V192H147ZM177 193H176V194H177ZM204 193H205V192H204ZM226 193H227V192H226ZM259 193H260V192H259ZM50 194H51V193H50ZM50 194H49V196H50ZM84 194H85V193H84ZM98 194H99V192H98ZM103 194H104V193H103ZM103 194H100V195H103ZM165 194H167V193H165ZM171 194L174 195L173 193H171ZM184 194H185V192H184ZM210 194H211V193H209V195H210ZM241 194H239V195L241 196ZM245 194H246V192H245ZM53 195H57V193H55V191H54ZM104 195H106V194H104ZM104 195H103V196H104ZM108 195H109V194H108ZM150 195H151V194H150ZM150 195H148V196H150ZM152 195H153V193H152ZM152 195H151V198H152ZM157 195H158V194H156V196H157ZM177 195H179V194H177ZM180 195H182V194H180ZM207 195H208V194H207ZM207 195H205V196H206V199L208 198ZM209 195H208V196H209ZM106 196H107V195H106ZM162 196H164L163 193H162L161 197H162ZM166 196L168 197V195H166ZM244 196H245V195H243V197H244ZM247 196H248V195H247ZM249 196H250V195H249ZM107 197H109V196H107ZM107 197H106V198L104 197V198H105L104 200H103V199H100V200H103V201H100V202H102V203H101V206H99V207H101V209H103V211H104L105 213H110V211H111V212H115L116 210L113 209V207H116V206H114V205L111 203L112 200H109ZM127 197H128V196H127ZM142 197H143V196H142ZM145 197H146V196H145ZM153 197H154V196H153ZM167 197H166V198H167ZM180 197H181V196H180ZM186 197H187V196H186ZM197 197H198V196H197ZM243 197H242V198H243ZM76 198H79V200H80V197L76 196ZM88 198H89V197H88ZM154 198H155V197H154ZM164 198H165V196H164ZM168 198L170 199V197H168ZM172 198H174V197L172 196ZM172 198H171V199H172ZM176 198H177V197H176ZM181 198L183 199L184 196L182 195ZM217 198H218V197H217ZM229 198H230V197H229ZM244 198H246V197H244ZM92 199H93V196H92V198H91L90 200H92ZM94 199L96 200V198H94ZM112 199H113V201L115 200L113 197H112ZM133 199H134V198H133ZM177 199H178V198H177ZM200 199H201V198H200ZM212 199H213V198H212ZM234 199H236V198H234ZM234 199H233V200H234ZM238 199H239V198H238ZM247 199H250V197L247 198ZM251 199H252V198H251ZM5 200H7V199H5ZM82 200H83V198L81 199V201H82ZM122 200H123V199H122ZM136 200H137V199H136ZM148 200H151V199L148 198ZM148 200H147V201H148ZM155 200H156V199H154V200L152 199L151 201H155ZM162 200H163V197H162ZM165 200H166V199H165ZM167 200H168V199H167ZM204 200H205V198H204ZM204 200H203V201H204ZM244 200H245V199H244ZM260 200H261V199H260ZM2 201H3V200H2ZM8 201H9V200H8ZM77 201H78V199H77ZM77 201H76V202H77ZM81 201H80V202H81ZM96 201H99V200H96ZM110 201H111V202H110ZM118 201H119V199H118ZM139 201H140V200H139ZM141 201H142V199H141ZM144 201H145V200H144ZM211 201H212V200H211ZM211 201H210V202H211ZM230 201H231V200H230ZM237 201H238V200H237ZM237 201H235V202L237 203ZM239 201H241V200L239 199ZM246 201H249V200H246ZM246 201H245V202H246ZM78 202H79V201H78ZM91 202H92V201H91ZM100 202H99V203H100ZM119 202H120V201H119ZM125 202L128 203L127 201H125ZM132 202H133V201H132ZM135 202H136V201H135ZM148 202H149V201H148ZM158 202H160V200H159ZM158 202H156V203L153 202V203H154V206H156ZM214 202H215V201H214ZM231 202H232V201H231ZM253 202H254V201H253ZM82 203H83V202H82ZM138 203H140V202H138ZM138 203L136 202L135 205H137ZM143 203H144V202H143ZM146 203H147V202H146ZM146 203H145V204H146ZM149 203H150V202H149ZM149 203H148L147 206H150L151 204H153V203H150V205H149ZM163 203L165 204V202H163ZM168 203H169V200H168ZM207 203H209V201H207ZM229 203H230V202H229ZM242 203H244V201H243V202L241 201V204H242ZM251 203H252V202H251ZM251 203H250V204H251ZM54 204H55V203H54ZM78 204H79V203H78ZM84 204H85V203H84ZM93 204H94V203H93ZM111 204H112L113 206H112ZM114 204H115V203H114ZM121 204H122V203H121ZM132 204H134V203H132ZM132 204H131V205H132ZM155 204H156V205H155ZM186 204H187V203H186ZM202 204H203V203H202ZM204 204H205V202H204ZM210 204H211V203H210ZM233 204H234V202H233ZM238 204L241 205L240 203H238ZM238 204H237V205H238ZM245 204H246L245 206H247V202H246ZM248 204H249V202H248ZM7 205H8V204H7ZM76 205H77V204H76ZM82 205H83V204H81V206H82ZM91 205H92V204H91ZM116 205H117V204H116ZM125 205H126V204H125ZM129 205H130V203H129ZM140 205H142V202H141ZM166 205H167V204H165V207H168V206H169V208H170V207H172L171 205H173V204H171V205L168 204L167 206H166ZM230 205H231V204H230ZM74 206H75V205H74ZM77 206H78V205H77ZM77 206H75V208H78ZM81 206L79 205V207H81ZM85 206H86V205H85ZM120 206H121V205H120ZM122 206H123V205H122ZM137 206H138V208H139V204H138ZM142 206H143V205H142ZM142 206H141V208H142ZM152 206H153V205H152ZM158 206H159V208H160L161 206H163L162 202H161V205H159V203H158ZM208 206H209V205H208ZM208 206H207L206 208L209 209ZM232 206H233V205H232ZM245 206L242 207V208H245V209H246L247 207H245ZM248 206H250V205H248ZM262 206H264V204H263ZM12 207H13V206H12ZM83 207H84V205H83ZM93 207H94V206H93ZM118 207H119V204H118ZM124 207H125V206H124ZM124 207H123V209H124ZM133 207L135 208V206H133ZM143 207H144V206H143ZM201 207L203 208L204 205L201 206ZM84 208H85V207H84ZM91 208H92V207H91ZM138 208L136 207L135 210L138 209ZM141 208H140V209H141ZM151 208H152V207H151ZM154 208H155V207H154ZM157 208H158V207H157ZM210 208H211V207H210ZM233 208H236V206L233 207ZM238 208H241V206L238 207ZM69 209H70V208H69ZM69 209H68V210H69ZM79 209H81V208H78L77 210H76V209H75V210L73 209V212H74V211L78 212V213H74L75 216H79V217H82V218H83V216L85 217V216H86V212H87V211H86V208L84 209L86 212H85L83 209H81V211H80ZM92 209H93V208H92ZM94 209H95V208H94ZM94 209H93V210H90V212H89L90 215H91V216H92V215H93V216H98L97 214H94V212L96 211V210H94ZM97 209L99 210V208H97ZM111 209H113V210H111ZM125 209H126V208H125ZM125 209H124V210H125ZM142 209H146V208H142ZM142 209H141V212H144V211H142ZM148 209H150V207H149ZM160 209H161V208H160ZM188 209H189V208H188ZM200 209H201V208H200ZM204 209H205V208H204ZM245 209H243V210L245 211ZM248 209H249V208H248ZM252 209H253V208H252ZM70 210H71V209H70ZM70 210H69V211H70ZM114 210H115V211H114ZM118 210H120V209H118ZM124 210H122V212H123ZM152 210L154 211L155 209H152ZM152 210H151V211H152ZM156 210H157V209H156ZM174 210H175V209H174ZM183 210H184V209H183ZM210 210H211V209H210ZM218 210H219V209H218ZM218 210H217V211H218ZM236 210H237V208H236ZM236 210H234V211H236ZM239 210H241V209H239ZM83 211H84V212H83ZM137 211H138V210H137ZM145 211H146V210H145ZM158 211H160V210H157L156 212H158ZM189 211H190V210H189ZM208 211H209V210H208ZM208 211L206 210L205 213L207 214ZM227 211H228V210H227ZM231 211H232V210H231ZM248 211L250 212L251 209L248 210ZM43 212H44V211H43ZM97 212H98V211H97ZM104 212H103V214H104ZM117 212H120V211H117ZM149 212H150V211H149ZM149 212H147V214H148ZM164 212H165V211H164ZM187 212H188V211H187ZM195 212H196V211H195ZM203 212H204V211H203ZM213 212H214V211H213ZM218 212H219V211H218ZM242 212H243V211H242ZM242 212H240V213H242ZM249 212H248L247 214H249ZM253 212H254V211H253ZM255 212H256V216L259 217L258 229H256V231L260 230V232H259L260 235H258V236H259V238L264 239V214H263V213H260V212H257L256 210H255ZM261 212H264V211L261 210ZM70 213H71V212H70ZM123 213H124V212H123ZM151 213H152V212H150V214H151ZM160 213H161L160 216L162 217L163 212L160 211ZM165 213H166V212H165ZM165 213H164V214H165ZM208 213H209V212H208ZM231 213H233V211H232ZM236 213H239V211L237 210ZM240 213H239V214H240ZM244 213H246V212H243V214H244ZM250 213H252V211H251ZM87 214H88V212H87ZM115 214H116V212H115ZM115 214H114V213H113V214L110 213V215H113V216H114ZM117 214H118V213H117ZM117 214H116V215H117ZM130 214H131V213H130ZM130 214H129V216H130ZM144 214H145V213H144ZM152 214H153V213H152ZM164 214H163V215H164ZM166 214H167V215H166ZM166 214H165L166 217L164 216L165 218H167V216L169 215L168 213H166ZM172 214H173V213H172ZM174 214H176V213H174ZM174 214H173V215H174ZM218 214H219V213H218ZM222 214H223V213H222ZM222 214H221V217H222ZM226 214H227V213H226ZM228 214H230V213L228 212ZM252 214L254 215V213H252ZM69 215H70V214H69ZM69 215H68V216H69ZM71 215H73V213H71ZM71 215H70V216H71ZM107 215H108V214H107ZM116 215H115V216H116ZM118 215H120V213H119ZM122 215H123V214H122ZM124 215H125V214H124ZM124 215H123V216H124ZM131 215H132V214H131ZM154 215L157 217V216L159 215V212H158V215L155 214V212H154L153 216H154ZM209 215H210V213H209ZM209 215H208V216H209ZM213 215H214V213H213ZM230 215H231V214H230ZM230 215H229V216H230ZM233 215L235 216V214H233ZM241 215H242V214H241ZM249 215H250V214H249ZM253 215H250V216H253ZM73 216H74V215H73ZM91 216H89V217H91ZM129 216H126V218L129 217ZM134 216H135V215H134ZM134 216H131V217L133 218ZM144 216H145V215H144ZM170 216H172L171 213H170ZM186 216H187V215H186ZM219 216H220V215H219ZM229 216H228V218H229ZM237 216H238V215H237ZM242 216H243V215H242ZM110 217H111V216H110ZM117 217H118V216L114 217V220H115ZM135 217H136V216H135ZM137 217H138V216H137ZM137 217H136V221H138V218H139V217H138V218H137ZM140 217H141V215H140ZM145 217H146V216H145ZM149 217H150V216H149ZM158 217H159V216H158ZM158 217H157V218H158ZM168 217H169V216H168ZM174 217H175V215H174ZM209 217H210V216H209ZM209 217H207V215H206V216L204 217V219H203V221H204L203 223H208V225H209V223H212V219H213V218H212V219H211V218L209 219ZM217 217H218V216H217ZM221 217H220V219H221ZM240 217H241V216H239V218H240ZM254 217H255V216L252 217V220H253ZM59 218H60V217H59ZM82 218H79L78 221H77V223L81 222V221H82ZM121 218H122V217H121ZM123 218H124V220H126L125 217H123ZM129 218H130V217H129ZM162 218H163V217H162ZM162 218H158V219L160 220V219H162ZM228 218H227V219H228ZM235 218H236V217H235ZM245 218H246V217H245ZM55 219H56V218H55ZM57 219H58V218H57ZM70 219H71V217H70ZM70 219H69V220H70ZM74 219H75V218H74ZM117 219H119V218H117ZM117 219H116V220H117ZM130 219H131V218H130ZM133 219H134V218H133ZM133 219H132V220H133ZM146 219H147V217H146ZM158 219H157V220H158ZM176 219H177V218L172 219V220H174L173 222H175ZM220 219H219L218 221H220ZM224 219H225V218H224ZM229 219H230V218H229ZM248 219H249V217H248ZM6 220H7V219H6ZM95 220H96V218H95ZM109 220H110V219H109ZM111 220H112V219H111ZM111 220H110V221H111ZM127 220H128V219H127ZM134 220H135V219H134ZM141 220H142V219H141ZM162 220H163V219H162ZM162 220H161V221H162ZM165 220H166V219H165ZM210 220H211V222H210ZM231 220H232V219H231ZM231 220H230V221H231ZM237 220H238V222H239V219H237ZM119 221H120V220H119ZM121 221H122V220H121ZM145 221H146V220H145ZM161 221H160V222H161ZM167 221H168V223H169L170 220H167ZM167 221H166V222H167ZM177 221H178V219H177ZM197 221H199V220H197ZM213 221H214V220H213ZM226 221H227V220H226ZM228 221H229V220H228ZM228 221H227V225L230 224V223H228ZM75 222H76V221H75ZM127 222H128V221H127ZM138 222H139V221H138ZM163 222H165V221H163ZM163 222H162V223H163ZM232 222H235V220H233ZM241 222H242V221H241ZM251 222H252V221H251ZM4 223H5V222H4ZM124 223H125V222H124ZM129 223H130V224L132 223L131 220H130ZM154 223H155V222H154ZM162 223H161V225H162ZM170 223H171V222H170ZM220 223H221V225H223V223H225V221H224V220H223V221H220ZM127 224H128V223H127ZM127 224H126V225H127ZM132 224H133V223H132ZM132 224H131V225H132ZM139 224H140V223H139ZM155 224H157V223H155ZM171 224H172V223H171ZM173 224H175V223H173ZM176 224H178V223H176ZM213 224H215V222H214ZM240 224L242 225V223H240ZM253 224H254V223H253ZM0 225H1V224H0ZM18 225H19V224H18ZM18 225H17V226H18ZM206 225H207V224H206ZM218 225H219V224H216L215 226H217V230L219 231V227H218ZM238 225H239V224H237V227H238ZM247 225H249V224H247ZM17 226H16V227H17ZM113 226H114V225H113ZM144 226H145V225H144ZM170 226H171V225H170ZM172 226H173V225H172ZM179 226H180V224L178 225V227H179ZM204 226H205V224H204ZM209 226H210V225H209ZM243 226H244V225H243ZM254 226H255V224H254ZM95 227H96V226H95ZM119 227H120V226H119ZM130 227H131V226H130ZM159 227H160V226H159ZM180 227H181V226H180ZM180 227H179V228H180ZM246 227H247V226H246ZM250 227H252V226H250ZM23 228H24V227H23ZM142 228H143V227H142ZM164 228H166V225H165ZM174 228L177 229V226L174 225L173 229H174ZM207 228H209V227H207ZM214 228H215V227H214ZM238 228H239V227H238ZM1 229H2V228H1ZM13 229H14V228H12V230H13ZM32 229H33V228H32ZM36 229H38V228H36ZM36 229H34V230H36ZM108 229H109V228H108ZM116 229H119V228H116ZM144 229H145V228H144ZM167 229H168V227H167ZM171 229H172V228H171ZM220 229H222V228H220ZM234 229H237V228L234 227ZM242 229H243V228H241V230H242ZM250 229H251V228H250ZM15 230H16V229H15ZM45 230H46V229H45ZM138 230H139V229H138ZM160 230H161V229H160ZM178 230H179V232H180V229H178ZM185 230H186V229H185ZM228 230H229V229H228ZM243 230H244V229H243ZM254 230H255V229H254ZM22 231H23V230H22ZM148 231H149V230H148ZM152 231H153V230H152ZM152 231H151V232H152ZM162 231H163V229H162ZM165 231H166V230H164L163 232L166 234L167 232H165ZM167 231H168V230H167ZM172 231H173V230H172ZM176 231H177V230H176ZM231 231H232V230H231ZM26 232H27V231H26ZM145 232H146V231H145ZM145 232H144V233H145ZM204 232H205V230H204ZM227 232H228V231H227ZM135 233H136V235H137V232H135ZM146 233H147V232H146ZM174 233H175V235H178V234H180L181 232H180V233H178V232H174ZM192 233H193V232H192ZM195 233H196V232H195ZM9 234H12V235L9 236V237H10V238H9L10 240H9V239H8V240H9V241L12 240V242H13V240H14V243L16 242V245L19 243V241H20L19 239L23 238V236H22V237L19 236L20 238L18 237V229H17L16 231H14V232L12 231V232L9 233ZM13 234H14V235L16 234L15 236H17V237L19 238V239H18L19 241H18L17 239H15L16 237H14ZM20 234H21V233H20ZM20 234H19V235H20ZM25 234H26V233H25ZM30 234H31V233H30ZM30 234H29V235H30ZM154 234H155V233H154ZM169 234H170V233H169ZM172 234H173V233H172ZM203 234H206V233H203ZM26 235H27V234H26ZM78 235H79V234H78ZM136 235H133V236H136ZM138 235H140V234H138ZM144 235H145V234H144ZM148 235H149V234H148ZM156 235H157V234H156ZM189 235H190V234H189ZM189 235H188V236H189ZM230 235H231V233H230ZM230 235H229V236H230ZM232 235H233V234H232ZM6 236H7V235H6ZM12 236H13V239L11 238ZM153 236H155V235H153ZM161 236H162V234H161ZM166 236H168V234H167ZM178 236H179V235H178ZM180 236H181V235H180ZM192 236H193V235H192ZM223 236H224V235H223ZM236 236H237V235H236ZM236 236H234V237H236ZM26 237H27V236H26ZM138 237H139V236H138ZM138 237L136 236L137 241H136V243H134V245H136V246H133L134 248H136V251H138V249H141V250L143 249V248H142V244H143V242L140 240L141 238H138ZM149 237H150V236H149ZM155 237H156V236H155ZM155 237H154L153 240H156V239H157V238L155 239ZM169 237H170V236H169ZM169 237H168V238L165 237V238H167V239L169 240ZM171 237H172V236H171ZM190 237H191V236H190ZM201 237H203V236H201ZM208 237L210 238V236H208ZM212 237H214V236H211V238H212ZM24 238H25V237H24ZM24 238H23V239H24ZM145 238H146V237H145ZM150 238H153V237L151 236ZM165 238H164V240H165ZM178 238H179V237H177V239H178ZM211 238H210L209 240H211ZM214 238H215V237H214ZM27 239H28V237H27ZM37 239H39V238H37ZM93 239H94V238H93ZM134 239H135V238H134ZM134 239H133V240H134ZM186 239H187V238H186ZM195 239H196V238H195ZM202 239H203V238H202ZM248 239H249V238H248ZM255 239H256V238H255ZM6 240H7V237H6ZM6 240H5V242H6ZM8 240H7V241H8ZM25 240H26V239H25ZM33 240H34V239H33ZM33 240H32V241H33ZM142 240H143V239H142ZM161 240H162V239H161ZM172 240H173V238H172ZM174 240H175V239H174ZM180 240L183 241V239H180ZM214 240H215V239H214ZM9 241H8V242H9ZM17 241H18V243H17ZM21 241H22V240H21ZM29 241H30V240H29ZM134 241H135V240H134ZM146 241H147V240H146ZM186 241H187V240H186ZM192 241H193V239H192V237H191V238L188 240V242L191 243V245H192ZM195 241H196V240H195ZM195 241H194V242H195ZM200 241H201V240H200ZM5 242H3V245L5 246V244H6V245L8 246V245H9L8 242H6V243H5ZM22 242H23V244H25V245L23 246V244L20 245L21 243H19V244H18V245H19V248H20V246H23V247H25V248H27L28 246L31 247V245H28V246L26 247V245L29 243V242H27V240H26L25 243H24V241H22ZM30 242H31V241H30ZM33 242H34V241H33ZM147 242H148V241H147ZM149 242L151 243V242H153V241H152V240H151V241L149 240ZM149 242H148V245L150 244ZM162 242H163V241H162ZM172 242L174 243V241H172ZM172 242H171V244H172ZM177 242H178V241H176V243H177ZM197 242H198V240H197ZM257 242H258V241H257ZM0 243L2 244V241H1ZM4 243H5V244H4ZM34 243H35V242H34ZM59 243H60V242H59ZM144 243H146V242H144ZM153 243L156 245L155 242H153ZM160 243H161V242H160ZM176 243H175V245H176ZM181 243H182V242H180V245H181ZM183 243H185V242H183ZM219 243H220V242H219ZM239 243H240V242H239ZM1 244H0V247H1ZM10 244H11L10 246L13 245L12 243H10ZM31 244H32V243H31ZM92 244H93V242H92ZM146 244H147V243H146ZM151 244H152V243H151ZM177 244H179V242H178ZM258 244H259V242H258ZM32 245H33V244H32ZM43 245H44V244H43ZM74 245H75V244H74ZM97 245H98V243H97ZM155 245H154V246H155ZM157 245H158V244H157ZM157 245H156V246H157ZM180 245H179V246H180ZM187 245H188V244H187ZM187 245H186V246H187ZM193 245H194V244H193ZM199 245H200V244H199ZM240 245H241V244H240ZM240 245H239V246H240ZM259 245H261V244H259ZM7 246H6V247H7ZM10 246H8L7 248H6V247H3L4 250L6 249V250H5L6 253L4 252L3 249H1V251H0V255H1V253H3V252H4L5 255H6V254H7V250L11 248ZM14 246H15V245H14ZM50 246H51V245H50ZM58 246H59V245H58ZM163 246H164V245H162V248L165 249V251H166L167 245L164 246V247H163ZM9 247H10V248H9ZM23 247H22V248H23ZM55 247H56V246H55ZM55 247H54V248H55ZM77 247H79V245H78ZM143 247H144V246H143ZM150 247L152 248V246H150ZM158 247H159V246H158ZM165 247H166V248H165ZM177 247H178V246L176 245V249H177ZM182 247L185 248V246H183V245L181 246V248H182ZM240 247H241V246H240ZM246 247H247V246H246ZM28 248H29V247H28ZM34 248H37V246L34 247ZM52 248H53V246H52ZM52 248L50 247V250H51ZM75 248H76V247H75ZM134 248H133V249H134ZM144 248H145V250L147 249L146 246H145ZM168 248H169V246H168ZM173 248H174V246H173ZM178 248H179V247H178ZM199 248H200V247H199ZM38 249H39V248H38ZM47 249H48V248L46 247V250H47ZM55 249H57V247H56ZM155 249H160L159 251H161V248H160V247H159V248H156V247H155ZM193 249H194V248H193ZM201 249H203V248H201ZM232 249H233V248H232ZM239 249H240V248H239ZM249 249H250V248H249ZM13 250H14V249H13ZM40 250L42 251V253H44V250H42V248H41ZM52 250H53V253H55V252H54L55 250H54V249H52ZM89 250H90V249H88V251H89ZM126 250H127V249H126ZM134 250H135V249H134ZM141 250H139V251H141ZM148 250H149V248H148ZM148 250H147V252H148ZM151 250H153V249H151ZM174 250H175V249H174ZM183 250H184V249H183ZM183 250H182V251H183ZM185 250H186V249H185ZM197 250H198V249H197ZM8 251H9V250H8ZM14 251H15V250H14ZM16 251H17V250H16ZM25 251H26L25 253H24V251L21 253V250H19V252H20L22 255H19V254H20L19 252H18V255L23 257V255H25V254L28 253L27 250H25ZM47 251H48V250H47ZM97 251H98V250H97ZM143 251H144V250H143ZM170 251L172 252V250H170ZM177 251H178V250H176L175 252H177ZM203 251H204V250H203ZM215 251H216V250H215ZM215 251H214V252H215ZM217 251H218V250H217ZM244 251H245V248H244ZM85 252H87V251H85ZM89 252H91V251H89ZM89 252H87V254H89V255L91 254V255H92V253H89ZM149 252H150V250H149ZM155 252H157V250H156ZM155 252H153V253H155ZM161 252H164V251H161ZM161 252H160V253H161ZM171 252H168V254L171 253ZM179 252H180V251H179ZM179 252H178V254H180ZM205 252H206V251H205ZM247 252H248V251H247ZM258 252H259V251H258ZM11 253H12V251H11ZM23 253H24V254H23ZM29 253H30V252H29ZM29 253H28V255H29ZM45 253H46V252H45ZM47 253H48V252H47ZM50 253H52V251H50ZM56 253H57V252H56ZM56 253H55V254H56ZM70 253H71V252H70ZM97 253H98V252H97ZM144 253H145V252H144ZM153 253H152V254H153ZM164 253H165V252H164ZM164 253H163V255H164ZM173 253H174V251H173ZM195 253H196V252H195ZM218 253H219V252H218ZM218 253H217V254H218ZM245 253H246V252H245ZM16 254H17V253H16ZM37 254H38V253H37ZM40 254H41V253H40ZM64 254H65V253H64ZM77 254H78V253H77ZM83 254H85L84 257H86V253H83ZM83 254H81V255H83ZM166 254H167V253H166ZM200 254L203 255V253H200ZM259 254H260V253H259ZM12 255H14V254H12ZM33 255H34V253H33ZM43 255H44V254H43ZM47 255H49V254H47ZM47 255H45V256H47ZM70 255H71V254H70ZM81 255H79V256L77 255L78 258H76V259L74 258L75 255H73V257H71V258H73L72 263L74 264L78 259L81 260V262H82V260H84L85 258L82 256V257L84 258V259H83V258L81 257ZM96 255H97V254H96ZM159 255H160V254H159ZM170 255H171V254H170ZM175 255H176V254H174V255H172V256H175ZM181 255H182V254H181ZM219 255H220V254H219ZM25 256H27V255H25ZM30 256H31V253H30ZM36 256H39V255H36ZM52 256H54V255H52ZM68 256H69V254H68ZM150 256H151V255H149V257H150ZM154 256H156V255H154ZM182 256H183V255H182ZM186 256H187V255H186ZM198 256H199V255H198ZM203 256H204V255H203ZM207 256H208V254H207ZM5 257H6V256H5ZM16 257H17V256H15V261H16ZM22 257H21V258H22ZM31 257H32V256H31ZM31 257H30V258H31ZM79 257H80V258H79ZM163 257H164V256H163ZM175 257H176V256H175ZM179 257H180V256L178 255L177 258H179ZM205 257H206V256H205ZM227 257H228V256H227ZM3 258H4V256H3V254H2V256L0 257V264H2V263H3V264H7L6 261H8L9 259L12 260L13 257H12V258L9 257V254H8V256L6 257L7 260L5 259L6 261H5ZM8 258H9V259H8ZM21 258H20V259H21ZM30 258H29V259H30ZM39 258H40V256H39ZM58 258H59V257H58ZM64 258H65V255H64ZM67 258H69V257H67ZM71 258H69V259L71 260ZM86 258H87V257H86ZM94 258H95V257H94ZM142 258H143V257H142ZM142 258H141V259H142ZM146 258H147V257H145V259H146ZM157 258H158V257H157ZM161 258H162V257H161ZM161 258H160V260L158 259V261H157V260H156V257H155V259H154V260H156L155 263H156V264H172L173 262H171V260L174 259L173 257H171L172 259L169 261V259H166L167 257H166L165 259H161ZM177 258H176V259H177ZM193 258L195 259V257H193ZM207 258H208V257H207ZM13 259H14V258H13ZM61 259H62V258H59V260H61ZM95 259H96V258H95ZM95 259H94V261H95ZM149 259H150V258H149ZM149 259H148V260L146 259L147 263L149 262ZM152 259H153V258H152ZM176 259H175V261H176ZM220 259H221V258H220ZM220 259H219V260H220ZM241 259H243V258H241ZM11 260L8 261L9 264H16V263H17V262L13 263V260H12V262H10ZM31 260H32V259H31ZM31 260H30V261H31ZM38 260H39V259H38ZM50 260H51V259H50ZM59 260H57V259L55 260V261H57V263H56L54 260H53L52 262H53V263L55 262L56 264H63V263H64V264H68V263H65V262H69V261H70V260L67 261L66 258H65L64 260L62 259L61 261H59ZM79 260H78L75 264L79 263ZM85 260H86V259H85ZM181 260H182V259H181ZM196 260H197V259H196ZM203 260H204V259H203ZM208 260H209V259H208ZM217 260H218V259H217ZM238 260H239V259H238ZM17 261H18V260H17ZM23 261H24V259H23ZM32 261H33V260H32ZM58 261H59V262H62V261H63V262H62V263H59ZM87 261H88V260H87ZM92 261H93V260H90V262L88 261L89 264H92ZM182 261H183V260H182ZM186 261H187V260L184 259V263H185ZM194 261H195V260H194ZM221 261H222V260H221ZM21 262H22V261H21ZM38 262H40V261H38ZM49 262H50V261H49ZM49 262H48V263H49ZM52 262H50V263L53 264ZM81 262H80V263H81ZM83 262H85V264H86V261H83ZM83 262H82V263H83ZM97 262H98V261H97ZM144 262H145V261H144ZM151 262H152V260H151ZM151 262H150V263H151ZM153 262H154V261H153ZM157 262H158V263H157ZM187 262H188V261H187ZM187 262H186V263H187ZM195 262H196V261H195ZM234 262H235V260H234ZM26 263H28V262H26ZM34 263L36 264V260L34 261ZM34 263H32V264H34ZM50 263H49V264H50ZM55 263H54V264H55ZM69 263H71V262H69ZM80 263H79V264H80ZM101 263H103V262H101ZM147 263H146V264H147ZM178 263H179V262H178ZM29 264H31V262H30ZM38 264H39V263H38ZM83 264H84V263H83ZM142 264H144V263H142ZM173 264H174V263H173ZM189 264H190V263H189ZM204 264H206V263H204ZM238 264H239V263H238Z\"/></svg>",
  "mask_w": 264,
  "mask_h": 264
}]
</instances>
